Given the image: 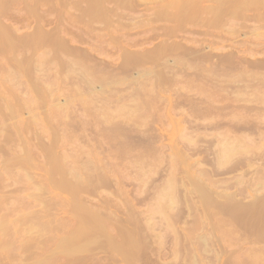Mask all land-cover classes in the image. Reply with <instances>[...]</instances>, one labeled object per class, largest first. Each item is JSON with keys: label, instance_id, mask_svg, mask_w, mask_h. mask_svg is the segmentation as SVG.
I'll return each mask as SVG.
<instances>
[{"label": "rangeland", "instance_id": "374dc122", "mask_svg": "<svg viewBox=\"0 0 264 264\" xmlns=\"http://www.w3.org/2000/svg\"><path fill=\"white\" fill-rule=\"evenodd\" d=\"M3 1H7V2L5 3ZM3 1H1L2 4L0 5V11H1L0 12V22L3 25V27L8 29L9 26L11 27V25H12L13 26L12 28L16 34V39L22 33L23 34L21 36L26 37V35L29 36L28 34H30L32 32V34L34 33L33 36L36 35L37 39H39L40 41L37 42V45L34 47L27 43L29 45L28 46L25 42L24 45L23 44L18 45V46L15 45L16 47H18V48L15 47V49L13 48V50L15 52H12L13 50H9V49H7V51L2 50V52H0V58H1L0 59V72H1V74H0V84H1L0 85V87H1L0 88V100L3 97L1 100L3 102L0 101V112H1L0 115L2 117L4 116L3 118L0 116V122H1L0 127L2 126L1 128H3V129L6 127V129L0 130V140H1L0 141L1 142L0 143V146H1L0 147V161H2V159L5 155H6L5 156L6 158H8L9 156H11V158H13L12 156L14 154L18 155V153H19L20 157L25 155L24 158L21 157L23 160L25 158L27 160H29V161L24 160L25 164L23 162V168H22L23 170L11 167L10 169H8L9 171L5 172V173H8L9 175H11L12 178L8 177L9 175L5 174L4 172H3L4 173L3 175H0L1 176L0 191L2 190V187L4 189V190H2V192H0V216H1V218L3 216V220H1V218H0V220H1L0 222L3 221L4 224L6 225V227L7 228L9 227V229L12 230L13 232L10 231L9 229L8 230L10 233L8 231H5V232H4V230H2V231L4 232V234L6 232H8L9 235L6 234V235H8V237H7L8 242L10 240V239L8 240V238H14V239L17 238V241H15L13 239L14 244L9 242L10 243L9 249L13 247V250L11 249L12 250L11 251L8 249L9 252L6 251L7 254H9L11 251V253H13L12 255H10V254L6 255V254L0 253V264H28V263L29 264H41V262H42V264H44V263L47 264L48 262H49L48 264H194V263L195 264H212V263L213 264L214 263L215 264H242V263L243 264H264V261H263L264 260L263 259L264 258V256H263L264 255V239L261 238L262 240L259 241L260 238L258 240L256 238V236L259 235L261 232L263 233L262 230H264V216L263 215L261 216V214H264V213L259 214L256 211L254 213H252L253 211H247V210L245 211L244 210L245 213L243 211V215H242V210L241 209L239 210V208H241L243 206L242 204H249V202L251 201L250 200L251 197L253 198V195H257V196L260 195L261 196V194H264V188H263V190H262V188H261V190H258V188H256V186H255L256 183H254V182H252V183H254L253 184L254 187L251 185L250 181H252V180L254 181V178H256V175H255V177H252V176H251V178L249 177L250 179L248 178V181L250 180L249 183L246 180L247 179L246 176H250V174L252 172L254 173V170L252 171V168L255 169L256 168L255 165L258 164L259 165L258 167H262V168H260V170H261L260 172L257 171L258 175L260 176V177L258 176V178H260L261 181L259 179L255 180V181H257V183L260 182V184L262 183V181H263L262 179H264L262 177V176H264L263 175L264 174V169H263L264 166H262V165H264L263 164L264 163V161H263L264 160V158H263L264 157V155H263L264 151H262V154L260 155V156H262L261 159H263V160L258 159L259 155L257 154L256 157H258L257 159L259 161L254 159V161L256 160V162H255L256 164L253 163L254 166L252 165V168H250L251 171L248 172L249 174L244 173V175H243V174H240L241 171L243 173V170H240V169H245L246 166L245 167H243L244 165L241 166L242 163L238 165L237 161L235 160L236 158H232L233 161H231V163H234V161H235V165L232 164V166H231V163H229V161H230L229 160L226 164H223V165L220 164L222 167L226 166L227 168L224 167L225 168L224 169V168L220 167V165H218L216 163L215 158L213 159V153L214 152H212V151H213V149L215 151V148H217L216 145L214 147V145L212 146V144H211V146L209 147L208 143H207V141L208 140L210 141L211 139H212L211 143L215 141V144H216V140L218 142V137H219L218 133L225 130V128L226 129L230 128V124L227 121L230 120V118L232 119L234 115L240 116V114H241V118L242 117L244 118L243 120L250 119L249 121L254 123L255 126L260 127V129L264 133V120H263L264 119V115H263L264 114L263 113L264 112V93L261 92V91L264 92V88L262 87V88H260V90H257L260 93L257 92L254 87L246 88V91L243 90V92L245 91V92H247V94H244L245 92L243 93L242 91L241 92L239 91L238 93H243V95H241L243 97V99H242L240 95L236 96L238 94L237 92L233 94L232 91H234V90L230 89V87H228V85H226V86L223 85L220 87L219 86L214 87L215 88L214 89V88H212L214 86V84L211 87L209 86V84H211V81H209L210 78H207L205 76L206 74L201 76L202 74H204V72L205 73L218 72L215 74H217L219 76V80L224 79L226 81L227 79L234 77V74H235V76H238L237 74L239 72L242 73V70H244L248 65L245 62H249L250 60L256 61L258 59L257 60L259 63L258 67L257 68L251 67L250 70L252 73H257L259 75V77L264 80V74H263L264 73V71H263L264 70V29H262V28H264V21L262 20L260 22V20H256V21L260 22V25L255 26L256 24L255 25L253 24V22L256 23L255 20L254 21L252 20L249 22V20L244 21L245 19H238L236 21V23L241 22L240 25L237 23L239 28H238V26L236 28V25H232V27L229 28L231 25L229 23H227V24L225 23V24H219L220 25L219 29H215L218 26H216L217 24L214 23L215 24L214 26H216V27L213 28L211 26V28H212L211 29L209 27L210 24H208V26H207V24H206V26L205 25L203 26V24H205V23H203L200 19L197 21L200 22V24L202 26L196 22H195V24L197 26L196 25L194 26L193 23H191L192 25L187 23V25H185V26H187V30L185 29L186 27H184V23L180 24V28H184L185 30L184 29L181 30L180 28L178 30H181V31L176 30L175 31L176 32L175 35L177 37L176 38L175 35H173V34H172L173 37H171V35L170 36L163 35V33H162L163 29H161L162 31L157 29L156 30L157 33H155V29H156L155 27H157V26L154 23H158L157 25L160 26L162 21L161 22L160 21H158V22L154 21V22L149 23V21H151V20H150V18H147V16L149 14H150V16H148V17H151V12L154 13L158 7H161L160 5L163 6L164 3L166 4V2H163V0H141L140 4L137 3V0H136V2H135V0L134 1L133 0H126L125 2H124V0H118V2L116 0V2L118 4L122 3L121 6L118 4H115V0H107V1L102 0V2L100 0V3H101L100 5H98L99 2H98V4H95V1H97V0H95V1L89 0L88 2H87V0H84V1L83 0H77V1L75 0L74 2L71 0H62V1L61 0H45V1L40 0L41 2L39 0H36V1L35 0H28V1L27 0H9V1L3 0ZM24 1H26V2H24ZM142 1H144L143 2L144 4L142 3ZM30 2H31V5H30ZM72 2H73V5H71ZM26 3H29V4H26ZM103 3L106 4V6H104ZM153 3L154 4L156 3L158 5L155 4L152 6ZM129 4H131V5H129ZM36 5H37V7H36ZM97 5L99 6L98 9L101 8L100 11L105 10V12H107V14H106L107 17H104L102 15L105 19H102L103 17L99 18L100 14L105 13L103 11H102V13H99L100 11L97 12V15L99 13L98 17L97 16L94 17L95 14L91 15L94 12L95 7ZM27 6L28 7L30 6V7L28 8ZM34 6L36 8H34ZM134 6L135 7L137 6L138 8L137 7L135 8ZM18 7H20V8H18ZM109 7H112V8H109ZM148 7L153 11L149 10ZM16 8L18 11H16ZM21 8H22V10H21ZM32 8H34V9H32ZM261 8H263V7H260L258 10H260V12H263V10ZM48 9H49V11H48ZM34 10H35V13H34ZM88 10H90L91 13ZM116 10H118V11H116ZM258 10L257 9L253 10V12L254 11L258 12ZM29 11H32L33 13L32 12L31 13L33 15ZM114 11L116 12L115 14H114ZM247 11L248 12H245L247 15L249 13H251V11H249V10H247ZM25 12H27V13H25ZM3 13H6L7 15L3 14ZM37 13L39 14V16L36 17V15H38ZM75 13H76V15H75ZM143 14H145V15H143ZM65 15L67 18L65 17ZM43 16H45V18ZM125 16H127V17H125ZM39 17H40V19H39ZM123 17H124V19H123ZM134 17H136V18H134ZM35 18H38L37 19L38 21H36ZM56 18H57V20H56ZM131 18H133V19H131ZM39 20L40 21L42 20V21L40 22ZM96 20L97 21L99 20L101 25L98 24L99 22H97ZM128 20H130V21H128ZM2 21H4V23ZM91 21H93V22H91ZM103 21H104V23L106 22L105 23L106 25L103 24ZM245 22H246V24H248L251 27H257V30H250L251 27L246 26ZM5 23H7V24H5ZM9 23H11V25ZM117 23H118V26H115V25H117ZM121 23L124 25H122ZM133 23L136 25H134ZM165 23H168V24L171 23L169 25L170 26L172 25V22H167V21L163 22L162 24H164L165 26H169L168 24H165ZM162 24H161V26H163ZM140 25L142 28L140 27ZM181 25L183 27H181ZM211 25H213V23ZM241 25H242V29H241V31H239ZM37 26H39V27H37ZM98 26H100L99 27L100 29L98 28ZM101 26H103V27H101ZM146 26L148 27V29L146 28ZM243 26H244V29H245V27L246 28L249 27V30L245 29V30H247V32H246L243 29ZM150 27H151V29L149 30ZM204 27L206 30H208V28H206V27H209L210 31L207 32L208 34H205L206 36H198V35H203ZM220 27L226 28V30L225 29L224 30L227 33L225 31L220 30L221 29ZM12 28H9L8 31L13 32ZM39 28L42 30L40 31ZM58 28L60 30H58ZM124 28L126 29L127 32L124 31L125 30ZM159 28H162V27H159ZM233 28L236 29V31H237V33L234 31L235 35L230 34L231 30H233ZM7 29H5V30L7 31ZM112 29H114V31ZM118 29H120V30H118ZM201 29L203 30L202 32H200ZM214 29H215V33H214ZM18 30H19V32H18ZM54 30H56V31L58 30V32H56ZM101 30H102V32H100ZM136 30H137V32H136ZM151 30L153 32H151ZM192 30H195L197 33L200 32V34L196 35V33L194 34V31H193V33L189 32ZM21 31H22V33H21ZM86 31L87 32L89 31V32L86 33ZM212 31H213V34L210 35L209 33ZM228 31H229L230 35L228 34ZM94 32L96 33V35ZM188 32H189V34H188ZM222 32H224V33H222ZM242 32H243V34H242ZM249 32H252V33H249ZM255 32H256V34H255ZM56 33H57L59 38L57 37ZM123 33H125V34H123ZM128 33H130V34L128 35ZM159 33H162V34H159ZM15 34L13 36H15ZM101 34H102V36H101ZM191 34H193V37L197 36V38L205 37L207 39V37H208V40H206V41L209 44H212V43H210L209 40L213 39V41H216L214 43V45H212L213 46L212 49H214V52L216 50H217V52L222 51V50H227V49H229L228 47H230V46L236 47V49H238V54L245 61H243V63H239V64L237 61H235L236 64H235V62L234 63H225L224 62L225 65L229 64L230 67L229 66L227 67V65L226 66L223 65V62L221 63V65H220V63H217L216 66H218V67H216L215 64H213V62L208 63V64L201 62V66H203V68L204 67L208 68V66L211 65V66H209L208 69L204 68L206 70H204L200 66V64H199L200 62L195 61L197 68L195 67V64L193 63L192 66H194V67H191L190 70L188 69L187 70L188 75L184 76L181 80L180 79L171 80L170 78H167V79L164 78L163 80L158 79L156 76V73H155L157 63H154V62L149 61V60H144V62L140 61L141 63L138 64L139 60L136 61V57L138 58L139 56L143 55L146 48H147V50H149V49L152 50L153 47L155 46V44H160V42H167L166 37L168 40L167 43H171L172 40H174V41L177 40V41H181L183 43H186L188 46H192L191 42L190 43L188 42V39L190 37H192ZM220 34L222 35V38H224L226 40L228 38V40L224 41V39H221ZM146 35H148V36H146ZM151 35H152V37H150ZM237 35L240 36L241 39L239 37H237ZM87 36L89 37V39L87 38ZM92 36H94V37H92ZM120 36H122L121 37L122 39L120 38ZM124 36H125V38H123ZM256 36H258V37H256ZM29 37H31V36H29ZM29 37H28V40L30 41ZM134 37H136V38H134ZM144 37H145V39H144ZM253 37L255 38V43H254ZM33 38H35V36ZM13 39H15V37ZM58 39L61 40L62 42L60 41L58 43V41H59ZM65 39H67V41ZM105 39H107V40H105ZM70 40H71V42H70ZM152 40H154V41H152ZM105 41H106V44H105ZM136 41H139V42H136ZM143 41H145V42H143ZM156 42H158V43H156ZM217 42L219 44H217ZM60 43H62V44H60ZM71 43H72V45H71ZM207 43L205 42L204 44H207ZM196 44H198V42ZM226 44L228 45V47H226L227 46ZM245 45L248 47H246ZM96 46H97V48H96ZM145 46H147V47H145ZM215 46H217V47H215ZM244 46L247 48V50H244V49H246ZM254 46L256 48H254ZM0 47H2V46H0ZM32 47L33 48L38 47V48L31 49ZM126 47H127V49H126ZM81 48H83V49H81ZM94 48H96L97 50ZM134 48H135V50H134ZM248 48H249V51H248ZM17 49H18V51H16ZM128 49L131 50L130 53H129ZM240 49H243V52H242V50L240 51ZM37 50H38V52H37ZM44 50H46V51H44ZM54 50H56L55 53H54ZM8 51L11 53H9ZM122 51H123V53H122ZM134 51H135V53H134ZM30 52H32V53H30ZM126 52H128V53H126ZM13 53H15V54L18 53V54L14 55ZM19 53H21V55ZM25 53H28V54H25ZM47 53H48V55L45 56V54H47ZM103 53H105V54H103ZM1 54H2V56H1ZM87 54H90L88 56L93 60H91L88 56L86 57ZM128 54L131 55V57H129ZM252 54H253V56H252ZM7 55L9 57L10 56L12 57V55H13V57H12L13 59L11 57L10 58L12 60L10 58H6ZM28 55H31V56H28ZM33 55L35 57H33ZM79 55H80V58H82V59L79 58ZM119 55H121V56H119ZM246 55H248V56H246ZM27 56H28V58H27ZM124 56H125L126 60L123 58ZM170 56H169V58H170ZM53 57H54V59H53ZM65 57L66 58L68 57V58L66 59ZM127 57L131 59V62H130V59H128ZM14 59H16V61ZM18 59L22 60V61H19ZM29 60H30V62H29ZM185 60H183V61H185ZM97 61L100 63V65H97V64H99V63H97ZM133 61H135V62L132 63ZM259 61H261V62H259ZM6 62H7V64H6ZM13 62H15V63H13ZM19 62H21L20 66L23 65V67H21V69H19L20 67H18V68L16 67V65H18ZM53 62H55V63H53ZM102 62L105 64V66H104V64H102ZM192 62H194V61H191L190 63H192ZM16 63H18V64H16ZM34 64L37 66V68H36V66L34 67ZM241 64H244V68ZM41 65H42V67H41ZM52 65H54V66H52ZM85 65H86V67H85ZM231 65H232V67H231ZM68 66H70V67H68ZM120 66H122V67L120 68ZM145 66H147L146 69H145ZM81 67H83V68H81ZM123 67H125V69H123ZM198 67L201 71L200 73H202L201 75L197 73L199 71ZM219 67H220V69H219ZM224 67H225V69H224ZM70 69H72L74 71H72ZM76 69L78 72L76 71ZM140 69L142 70V72H148V70H149V71H151V73H148L147 75L143 74V76H142ZM15 70H18V72H19V70H21L18 73L19 75L18 74L15 75V73H17V71L15 72ZM153 70H154V72H152ZM196 70H198V71H196ZM203 70H204V72H203ZM234 70L238 71V72L234 73ZM12 71H14V72H12ZM75 71H76V73H75ZM82 71H84L83 73H85V74H82L81 73ZM121 71H122V73H120ZM10 72H12L11 76L9 75ZM94 72H95V74H94ZM138 72L140 75L139 78L135 77V76H138V74H137ZM47 73H48V75H47ZM96 73H98V74H96ZM119 73L122 74L123 76L120 75ZM91 75H92V77H91ZM191 76H193V77H191ZM79 77H81V78H79ZM197 77H199V79H202V80L199 81V79ZM83 78H85V79L83 80ZM98 78L100 79V81ZM139 79H141V80L139 81ZM172 79H175V78H172ZM48 80H49V82H48ZM92 80L95 82H93ZM197 80H198V82H201V83H198ZM205 80L206 81L208 80L207 81L208 85L206 82H205V84L202 83ZM146 81H147V83H146ZM7 82H8V85H7ZM73 82H75L76 84ZM111 83H113V84H111ZM14 84H15V86H13ZM138 84H139V86H138ZM155 84H157V85H155ZM45 85H46V87H45ZM132 85H133V87H132ZM151 85H153V86H151ZM162 85H164V86H162ZM7 86L10 89V91L7 88ZM33 87L35 88V90ZM208 87H209V89H208ZM23 88H24V90H23ZM160 88H163V89H160ZM46 89L48 91H46ZM50 90H52L51 94H50ZM93 90H94V92H92ZM113 90H115V91H113ZM3 91H5V93ZM26 91H27V93H26ZM41 91H42V93H41ZM89 91H90V93H88ZM254 91L257 92L256 93L257 95L254 94V97H253V95H251L250 92L253 93ZM127 92H129V93H127ZM222 92H223V94H222ZM36 93H38L37 94L38 97H35ZM39 93L43 94V95L41 96ZM45 93L49 94V98H48V94L45 96ZM92 93L93 94L95 93L94 94L95 96ZM98 93H100V94H98ZM141 93L142 94L144 93L145 95L144 94L142 95ZM211 93H212V95H211ZM228 93H229V95H228ZM15 94H16V97L14 96ZM124 94H128V98ZM248 94H250L251 97H249ZM55 95H56V97H55ZM87 95L88 96L90 95L89 97H91L90 98L91 100L89 99V97ZM176 95H178V96H176ZM179 95L182 97H180ZM83 96L88 97L87 99L89 101L86 99V97L84 99ZM131 96L132 97L134 96V97L132 98ZM135 96H136V98H135ZM137 96H138V98H137ZM155 96H157V98ZM167 96H168V98H166ZM11 97H13V98H11ZM101 97H102V99H101ZM129 97H130V99H129ZM178 97H180V98H178ZM183 97L185 99L182 100ZM187 97H188V99H187ZM195 97H197V98H195ZM28 98L31 99V101H32V102H30L31 104L30 103L28 104V101H30V100H28ZM39 99L42 101H40ZM80 99H81V101H80ZM120 99H121V102H120ZM155 99H158V100H155ZM101 100L102 101L104 100L105 102L103 101V103H102ZM149 100H150V102H149ZM156 101H158L160 104ZM169 101H171V102H169ZM5 102H6V105H5ZM23 102H24V104H23ZM92 102H94V104ZM9 103L10 104L12 103V105L10 106ZM19 103H20V105H19ZM185 103H187V105ZM27 104L31 105V106L33 105L32 106L33 108L28 107ZM35 104H36V106H35ZM95 105L96 106L99 105L98 106L99 108L96 107ZM173 105H175V106L173 107ZM191 105H193L192 109H191ZM12 106H13V108H12ZM187 106H188V108H187ZM233 106L235 107V109ZM253 106H254V108H253ZM4 107H7V108H4ZM9 107H11L12 109ZM50 107H51V109H49ZM105 107L107 110L104 109ZM156 107H157V109H156ZM246 107H248V108H246ZM19 108H21V111H19L20 110ZM29 108H30V110H28ZM73 109H75V110H73ZM204 109H205V111H203ZM3 110L6 112H4ZM12 110H14V111H12ZM54 110H56V111H54ZM99 110H101V111H99ZM179 110H181V111H179ZM200 110H202V111H200ZM35 111L37 112V114ZM38 111H40V112H38ZM103 111H106V112H103ZM170 111H172V114H174L173 112H176L175 115H172ZM210 111H211V113H210ZM254 111L257 114L254 113ZM13 112H14V114H13ZM158 112H159V115L161 114L160 115L161 117L157 114ZM197 112H198V114H195ZM222 112H224V113H222ZM142 113H143V115H142ZM214 113H215V116H214ZM22 114H24V115H22ZM168 114H169V116H168ZM242 114H244V115L242 116ZM247 114L248 115L250 114V115L248 116ZM16 115H18V116L16 117ZM184 115H185V117H184ZM209 115H211L212 118ZM34 116H36V117H34ZM39 116H40V118H39ZM166 116L168 118H170V120ZM194 116H196V117H194ZM235 116H234V118L239 119L238 117H235ZM246 116L252 117V118H248ZM30 117L32 118L33 121L30 120L31 119ZM146 117L149 119V121ZM213 117H214V119H213ZM226 117H228L227 118L228 120L225 119ZM9 118H10V120H9ZM123 118H126V119H123ZM215 118H216V120H215ZM13 119H14V121H13ZM40 119H41V121H40ZM189 119H191V120H189ZM194 119H195V122L193 124ZM210 119H212V120H210ZM219 119H220V121H219ZM3 120H5L6 122ZM19 120H20V122H19ZM141 120L143 121V123ZM11 121H12V123H11ZM144 121H146V122H144ZM155 121H156V123H155ZM186 121L188 122V125H187ZM201 121H203L204 124ZM208 121H209V123L210 122H213V123L209 124ZM221 121H223V122L225 121L227 123H225V122L221 123ZM261 121H263V122H261ZM147 123L149 124V127H148ZM184 123H186V125ZM179 124H181V126ZM22 125H24V127ZM226 125H228V126H226ZM26 126H27V128H26ZM190 126H192V127H190ZM200 126H201V128H200ZM223 126L225 128H223ZM232 126H234V125H232V123H231V127ZM8 128H10L11 131ZM3 131H5L4 134H6L7 136L3 134ZM236 131L239 134L242 130L241 131L236 130ZM18 132H20V133H18ZM21 132L22 133L25 132V133L22 134ZM191 133H192V135H191ZM17 135L20 137H18ZM31 135H32V137H31ZM184 136H186V137L190 136L193 139H195V138L197 139V137L198 138L200 137V139H198L197 144H189V143L185 142L186 140L183 141L184 139H182V137H184ZM202 136H204L205 138ZM216 136H218V137H216ZM213 139H215V140H213ZM177 140L179 141L178 143H177ZM199 140H201L202 142H199ZM3 141H4V143H3ZM7 141H9V142H7ZM16 141H18V142H16ZM35 141H37V142H35ZM69 142H71V143H69ZM5 143H6V145H5ZM18 143H20L21 146H19ZM32 143L35 145H33ZM148 143L150 146L148 145ZM2 144H4V145H2ZM187 144H189L190 146H188ZM201 144L202 145L205 144L204 145L205 147L203 146L205 149V152L203 151V147H201L202 146ZM195 145H196V147H195ZM17 146H18V148H17ZM198 146H200V147H198ZM78 147H79V150H78ZM208 147L210 149H212V151L210 149H208ZM6 148H7V150H6ZM194 148H196V149H194ZM8 149H10V151L11 150H14V151H12V153L11 152L9 153ZM18 149H20V150L18 151ZM70 149H73L74 152H72V150H70ZM74 149H76L77 151H75ZM187 149H190V150H187ZM25 150H27V151H25ZM85 150H87V151L84 152ZM28 151H29V153H27ZM253 151H255V150H253ZM26 153L29 155H27ZM73 153L74 154L76 153L77 157H76V155H73ZM84 153L86 155L87 154L88 155L86 156ZM158 153L159 154L161 153V155H158ZM176 153H177V155H176ZM53 154H54V156H52ZM63 154H65L64 159H62ZM69 155L71 157H69ZM163 155H165V156H163ZM191 155L194 156L195 158L192 157ZM43 156L44 157L46 156L47 159L49 158V159L57 160V163L59 166L61 165V168L58 166L60 169L54 168L53 170H51L52 168L50 169L51 164H49L50 163L49 159L46 160V159H44ZM66 156L68 159L66 158ZM81 156H83V157H81ZM201 157H203V158H201ZM154 158L157 161L154 160ZM32 159L33 160L36 159L35 160L36 162H33ZM164 160H166V161H164ZM98 161H100V162H98ZM163 161H164V163H163ZM47 162H48V164H47ZM77 162H79V164ZM80 162H81L82 166H81ZM94 162H96V163H94ZM257 162H259V163H257ZM85 163H86V165H85ZM90 163L92 165H90ZM94 164H95V166H94ZM171 164H173L174 166ZM212 164H215V165H212ZM201 166L203 169L201 168ZM213 167H215V168H213ZM228 167H230V168L232 167L233 170H231L232 168L230 169ZM258 167H257V170H258ZM148 168L150 171L154 170V172L155 171L156 172L153 173L151 171L152 172V174H151V172L148 170ZM211 168H213V169H211ZM75 169H77V171ZM206 169L208 170V172ZM215 169H217L218 172ZM218 169H220V170H218ZM229 169H230V171H225V170H229ZM47 170H50V172ZM165 170H167V171H165ZM174 170H175V172H174ZM176 171H177V174H176ZM215 171H216L217 175H216ZM27 172L29 173L28 175H30V176H27ZM62 172L67 173V174L63 173V175H62ZM162 172H164V173H162ZM223 172H226V173L220 174ZM159 173H161L162 175ZM259 173H262L261 174L262 176ZM0 174H2V172ZM46 174H47V176H46ZM51 174H53V175H51ZM170 174H171V176H170ZM192 174H193V176H192ZM238 174H240V175H238ZM66 175H67V177H66ZM80 175H82V176H80ZM195 175L197 176V179H196ZM207 175H210V176H207ZM73 176L75 177V179ZM202 176L204 178H202ZM239 176H240V179H243L245 177V179H244L245 181L244 180L243 181H244V183L247 182L248 187H246V183L244 184L242 180L241 181L243 184L240 183V181H239V185L235 186V184H238L235 182H237L236 180L239 178ZM242 176H243V178H242ZM61 177H63V179L65 177L66 179L63 180ZM174 177L175 178L177 177V178L173 180ZM181 177H182V179H181ZM19 178H21V179H19ZM153 178H154V180H153ZM192 178L197 182L199 179L202 182L201 179L205 180V178L206 179L209 178V179H207V180H209V182L207 180L203 181L204 184H205V182H207L206 184H208V185H206V186H208L213 191L218 190V192H220L218 185H221L222 183L217 184V181L221 179L220 181L224 182V184H226L225 180L227 182L230 179L228 181V184H229L228 186H230V184L232 182L234 185L231 184V186L229 188H228V186H226V187L228 189H230V190H228V192L229 191L232 192L234 190L236 192V190L238 189V192H236V196H235L236 199L233 201L232 205H231V202H230V204H229V202H226V203L222 204V206H218V207L214 206L215 208L212 206L213 208L212 207L211 208L213 210L212 209L210 210V207L208 208V206H206L209 209V210L208 209L206 210L203 206H201L199 204V202H197L198 200L195 199L196 193L190 195L191 200L188 199L189 195L187 194L186 195L188 197L187 200H189V201H187L186 198L183 199L184 196H182V193L180 195V193L177 192L176 195L178 196V199H180L181 201L179 200V202H178L179 204L178 203L175 204L177 206L174 207V210H172V208H170L171 210L168 211L169 213L168 212L166 213L167 218H166V220H164L165 223H162V226L159 223H158L159 225L157 224L156 226H153V228L156 230H154L153 228L148 230V228L146 226V224H147L146 220L148 219V214L150 217V213L152 211V208L155 206V204L158 201L156 193L163 186L165 187L167 181L169 184L170 179H172L174 181V183H175L174 186L176 185V186L180 187L182 185V188H185V187H187V189L191 188L192 185L194 186V184H196V182L193 181ZM210 178H212V179H210ZM233 178H236V180ZM142 179H143V181H142ZM213 179H216L215 180L216 183ZM222 179L224 181H222ZM139 180H140L141 185L138 182ZM148 180H150L151 182ZM176 180L177 181L179 180V182L182 181L183 184L180 185L181 182L179 183ZM210 180H212L213 182ZM233 180H235V181H233ZM64 181L66 182L65 183L66 188H64L63 185L62 186L59 185L60 182H64ZM68 181H69V183H68ZM71 181H73V182L71 183ZM146 181H148V182H146ZM220 181H218V182L220 183ZM36 183H38V184L36 185ZM177 183H179V184L177 185ZM54 184H56V185H54ZM66 184H68V185H66ZM155 184L158 186L159 190L156 189L157 186L155 187L154 186ZM161 184L163 185L162 187H161ZM224 184H223V186H225ZM31 185H33V187ZM52 185H54L55 188ZM69 185L71 186V188H72V186H74L73 190L69 188L70 187ZM211 185H212V187H211ZM249 185H251L252 188ZM262 185H263V183H262ZM216 186L218 189L216 188ZM24 187H26V189H24ZM263 187H264V185H263ZM36 188H37V190H36ZM40 188L43 190H41ZM58 188H60V189H58ZM223 188L221 186L220 190L222 191V190L227 189V188L226 189L225 188L223 189ZM245 188L247 191L244 190ZM253 188L258 190L259 192H256V191L254 192ZM83 189H84V191H83ZM252 189H253V191H251ZM70 190H72V191H70ZM239 190H240V192L241 191H244V192L240 193ZM64 191H65V193H64ZM80 191H82V192H80ZM121 191H122V193H121ZM3 192H4V194L9 193L8 195L10 197L11 196L12 197L11 198L8 196L5 197L6 194L3 195ZM35 192H37V193H35ZM253 192L255 194H253ZM40 194H42V195H40ZM237 194L238 195L240 194L241 196L240 195L238 196ZM136 195H137V197H136ZM250 195H252V196H250ZM16 196L17 197L20 196V197L15 200L14 198H16ZM140 196H141V198H139ZM150 196H152V197H150ZM179 196H181V197H179ZM2 197H3V199H2ZM39 198H41L42 200ZM153 198L156 200H154ZM59 200L60 201L62 200L61 202L64 204L61 205V202H59ZM124 200H125V202H124ZM127 201H128V203H127ZM139 201H141V202H139ZM46 202H47V204H46ZM234 202H235V205H234ZM185 203L188 205V207ZM4 204H5V206H4ZM146 204H149V205H146ZM181 204H182V206H180ZM226 204H229V205H227L228 209L225 206ZM6 205L9 208H6ZM22 205H24V206H22ZM32 205H34V206H32ZM15 206H17V208H15ZM45 206H47V207H45ZM178 206H180V207H178ZM185 206L187 209L185 208ZM234 206H236V207H234ZM43 207H45L44 211L42 210V209H44ZM130 207H132V210H133L132 213H131L132 210ZM145 207H146V209H145ZM193 207H195L196 209L194 208L195 209L194 210ZM75 208H77V209H75ZM154 208H153V210H154ZM175 208H177V209H175ZM2 209H4V210H2ZM136 209H137V211H136ZM179 209H181V211ZM47 210H48V212H47ZM2 211H3V213H2ZM140 211L142 212L141 214L136 213V212L140 213ZM170 211H172V212L174 211L176 213L174 214V212L172 213ZM183 211H186V212L184 213ZM239 211H241V212H239ZM29 212L32 215L29 214ZM189 213H191L193 216ZM201 213H203V215H201ZM46 214L48 216H46ZM79 214H80V216H79ZM142 214H143V216H141ZM153 214H155V213L153 212ZM197 214H199V215H197ZM247 214H249V215H247ZM257 214H259V215L257 216ZM41 215H43V216H41ZM53 215H55V216H53ZM157 215H158V213L155 216L157 217ZM30 216H31V218H30ZM155 216H153V217H155ZM255 216H257V217H255ZM23 217L24 218L27 217V218H25V219H27V221L24 220ZM153 217H152L153 221L158 222V219L157 218L154 219ZM4 218L9 223L11 221L10 224H11L12 228L14 227V229L10 228L11 227L10 224H8L9 226H7V224H6L7 222L4 220ZM19 218H20V220H19ZM42 218L44 220L45 219L46 220L44 221ZM34 219H36V220H34ZM49 219H51V220H49ZM169 219H171V220H169ZM202 219H203V221H202ZM86 220L90 221L91 222L90 224H92V222H93V224L95 223V225H92L93 227L92 226L90 227V225L87 226L89 224V222L87 221L88 223L86 224V222H85ZM41 221H42V223H41ZM172 221H174L175 223ZM43 222H44V224H43ZM22 223L24 225L27 223V224H29V226L27 224H26V226H23ZM172 223H174V225ZM217 223H219V224H217ZM13 224H14V226H13ZM81 224H82V227H83V225L85 226L86 234H85V232H83L85 235L84 234L80 235V234L76 233L78 231V228L81 226ZM207 224L209 226H207ZM30 225L32 226L33 229L30 228L31 227ZM35 225L39 229L34 227ZM15 226L18 227V230H17V227L15 228ZM20 226L23 228H21ZM43 226H44V228H43ZM48 226H50V227H48ZM164 226L169 227V229L168 228L166 229V227H164ZM170 226L171 227L174 226V227L171 228ZM203 226H205V227H203ZM52 227H54L53 228L54 230H55V228L57 230L53 231ZM19 228H21V230ZM42 228H43V230H42ZM28 229H30L31 232ZM170 229L172 230V232L170 231ZM32 230H34V231H32ZM36 230L37 231L39 230L38 231L39 233H36L35 232ZM151 231L152 232L154 231V233H152ZM1 233H0V235L2 236ZM31 233H32V235H31ZM54 233H55V237H54ZM65 233H66V235H65ZM174 233L176 234L175 236H174ZM70 234H71V237L77 235V236H75L77 238V243H78V241H80L79 244L81 245V247L84 248V249L80 248V250L79 249L76 250L77 253H79V254L72 251V256L71 255L69 256V254H71V253H68L67 251L65 252V251L61 250V248H60V251H58L59 250L58 244L61 246V243H62L61 240L62 241L65 240L66 237H67L66 239H69L68 237H70ZM6 235H4L3 237L5 238ZM12 235L14 237H12ZM30 235H31V237H30ZM34 235H36V237ZM78 235H79V237H78ZM147 235H148V237H147ZM109 236L111 239L109 238ZM202 236L205 237L206 241H207L206 242L207 247H205L204 251H203L204 247L202 248V243H200L201 242L200 238H202ZM235 236H237V237H235ZM3 237L0 238V241L2 240ZM24 237H27V238H24ZM74 238H73V240L76 242V240H75L76 238L75 239ZM83 238H85V239H83ZM158 238H159V240H158ZM234 238H236V240ZM27 239H32V241L30 240L32 243ZM13 240L11 239L10 241L12 242ZM23 240H24V243H23V245H21ZM25 240H27V242L29 241L28 243L30 245L28 243H25ZM211 240L213 243L218 242V245H216V243H215L216 246H214V244L211 242ZM221 240H223V241H221ZM244 240H245V242H244ZM2 241L0 242V245H2ZM86 241L87 242L89 241V242L86 243ZM124 241H125V243H124ZM127 242H128V244H127ZM83 243L86 244L87 247ZM113 243L115 245H117L116 246L117 248L119 247L117 249V251H116V249H114ZM172 244H173V246H172ZM219 244H220V246H219ZM235 244H236V246H235ZM111 245H113V246H111ZM208 246H209V248H208ZM142 247H144V248H142ZM146 247H147V249H146ZM182 247H184V249ZM186 247H187V249H185ZM213 247L215 248V250L216 249H219V250L222 249V250L220 252L218 251L217 253H219V254L217 255L216 251L213 250L214 249ZM246 247H248V250H246L247 249ZM258 247H259V249H258ZM24 248H26V250ZM207 248H208V250H207ZM33 249L35 252L33 251ZM91 250H93V251H91ZM141 250H142V252H140ZM158 250H160V251H158ZM195 250H197V251H195ZM243 250H245V252ZM22 251H24V252H22ZM61 251H63V253L65 252L67 257L65 256V254H63V253L61 254ZM114 251H116L117 253ZM222 251L224 253H226L227 255L222 253ZM203 252H205V253H203ZM235 252H236V254H235ZM246 252H247V255H246ZM27 253H28V255H27ZM49 253H50V255H49ZM73 253H75V254H73ZM80 253H81V255H80ZM193 253H195V254L193 255ZM131 254H133V256ZM234 254L236 257L233 256ZM243 254H244V256H243ZM3 255H5V256H3ZM119 255H120V257H119ZM199 255H201V256L203 255V256L201 257ZM16 257H18V258H16ZM22 257H23V260H21ZM27 257H29V258H27ZM210 257H212V258H210ZM68 258L70 261L68 260ZM200 258H202L203 260ZM232 258H233V260H232ZM234 258H235V260H234ZM239 258H241V259H239ZM52 259H54V260H52ZM191 259H192V261H194V263L193 262L191 263ZM226 259H227V261H226ZM49 260H52V261H49ZM187 260H189V261H187ZM195 261H197V262H195ZM249 261L251 263H249Z\"/></svg>", "mask_w": 264, "mask_h": 264}, {"label": "bare ground", "instance_id": "6f19581e", "mask_svg": "<svg viewBox=\"0 0 264 264\" xmlns=\"http://www.w3.org/2000/svg\"><path fill=\"white\" fill-rule=\"evenodd\" d=\"M1 1H3V0H0V5L2 4L1 3ZM9 1V0H8ZM28 1V0H27ZM36 1V0H35ZM40 1V0H39ZM43 1V0H42ZM45 1V0H44ZM62 1V0H61ZM71 1H75V0H71ZM77 1V0H76ZM84 1V0H83ZM89 0H87V2H88ZM91 1V0H90ZM95 1V0H94ZM107 1V0H106ZM126 0H124V2H125ZM134 1V0H133ZM3 2H7V1H3ZM20 2V1H19ZM24 2H26V1H24ZM23 2V3H24ZM41 2V1H40ZM70 2V1H69ZM73 2L71 3V5H73ZM86 2V3H87ZM98 2H99V4H98ZM101 2H102V0H101ZM117 2H118V0H117ZM116 2V0H115V4H118ZM120 2V1H119ZM132 2V1H131ZM135 2H136V0H135ZM140 2H141V0L139 1V0H137V3L138 4H140ZM144 1H142V3H143ZM160 2V1H159ZM158 2V3H159ZM163 2H166V4L164 5L163 4V6L162 5H160L161 7H158L156 10H155V12L153 13V12H151V17H148V16H150V14L147 16V18H150V20L151 21H149V23H151V22H154V21H156V22H158V21H162V23L163 22H172V25L170 26L169 24H171V23H165V24H168L169 26H165L164 24H162L163 26H161V24H160V26L159 25H157L158 23H154V24H156V26L157 27H155L156 29H155V33H157V29H159V30H161V29H163V35H168V36H170L171 35V37H173V35H175L176 34V30H178L179 28H180V24H183L184 23V27H186L185 29L187 30V26H185V25H187V23L188 24H190V25H192L191 23H193V25L195 26L196 24H195V22L196 23H198V24H200V22H198L197 20H200L201 19V21L203 22V23H205V24H203V26L205 25L206 26V24H207V26H208V24H210L209 25V27L211 28V26L213 27V28H215L216 26H218V27H216L215 29H219V24H227V23H229L231 26L229 27V28H231L232 27V25H236V28H237V23H236V21L238 20V19H245L244 21H248L249 20V22L250 21H254L255 20V22L256 23H254L253 22V24L255 25V26H257V25H260V22L263 20L264 21V0H163ZM90 3V2H89ZM88 3V4H89ZM107 3V2H106ZM130 3V2H129ZM149 3V2H148ZM10 4V3H9ZM26 4H29V3H26ZM25 4V5H26ZM39 4V3H38ZM95 4H98V5H100L101 3H100V0H97V1H95ZM104 4V3H103ZM110 4V3H109ZM122 4V3H121ZM121 4L119 3L118 5H120L121 6ZM144 4V3H143ZM156 4V3H155ZM154 3L152 4V6L153 5H155ZM160 4V3H159ZM11 5V4H10ZM30 5H31V2H30ZM94 6L95 7V10H94V12L91 14V15H94V17L95 16H97L98 17V15H99V13H102V11L103 12H105V10H102V11H100V9H98L99 8V6ZM111 5V4H110ZM117 5V6H118ZM129 5H131V4H129ZM156 5H158V4H156ZM104 6H106V4H104ZM115 6V5H114ZM113 6V7H114ZM133 6V5H132ZM2 7V6H1ZM26 7V6H25ZM28 7V6H27ZM30 7V6H29ZM28 7V8H29ZM36 7H37V5H36ZM35 6H34V8H36ZM40 7V6H39ZM91 7V6H90ZM119 7V6H118ZM127 7V6H126ZM135 7V6H134ZM137 7V6H136ZM135 7V8H136ZM260 7H263V8H261L262 10H263V12H260V10H258ZM18 8H20V7H18ZM23 8V7H22ZM22 8H21V10H22ZM34 8H32V9H34ZM52 8V7H51ZM72 8V7H71ZM106 8V7H105ZM109 8H112V7H109ZM115 8V7H114ZM123 8V7H122ZM138 8V7H137ZM149 8V7H148ZM161 8V9H160ZM24 9V8H23ZM38 9V8H37ZM81 9V8H80ZM108 9V8H107ZM118 9V8H117ZM258 10V12L257 11H254L253 12V10ZM3 10V9H2ZM45 10V9H44ZM124 10V9H123ZM135 10V9H134ZM146 10V9H145ZM149 10H151L150 8H149ZM247 10H249V11H251V13H249L248 15L245 13V12H248ZM8 11V10H7ZM16 11H18L17 10V8H16ZM28 11V10H27ZM38 11V10H37ZM36 11V12H37ZM48 11H49V9H48ZM88 11H90V10H88ZM100 11V12H99ZM109 11V10H108ZM116 11H118V10H116ZM151 11H153V10H151ZM1 12V11H0ZM10 12V11H9ZM30 13L32 12V11H29ZM97 12H99L98 13V15H97ZM121 12V11H120ZM139 12V11H138ZM253 12V13H252ZM25 13H27V12H25ZM29 13V14H30ZM33 13V12H32ZM31 13V14H32ZM34 13H35V10H34ZM45 13V12H44ZM69 13V12H68ZM87 13V12H86ZM90 13H91V11H90ZM116 12L114 11V14H115ZM3 14H6V13H3ZM11 14V13H10ZM23 14V13H22ZM21 14V15H22ZM38 14V13H37ZM85 14V13H84ZM107 12H105L104 14H100L99 15V18H102L103 16L104 17H107ZM123 14V13H122ZM251 14V15H250ZM7 15V14H6ZM12 15V14H11ZM19 15V14H18ZM20 15V16H21ZM24 15V14H23ZM22 15V16H23ZM33 15V14H32ZM46 15V14H45ZM75 15H76V13H75ZM74 15V16H75ZM103 15V16H102ZM143 15H145V14H143ZM142 15V16H143ZM35 16V15H34ZM37 16H39V14L38 15H36V17ZM61 16V15H60ZM133 16V15H132ZM44 18H45V16H43ZM63 17V16H62ZM61 17V18H62ZM65 17H66V15H65ZM69 17V16H68ZM102 18V19H105V18ZM125 17H127V16H125ZM129 17V16H128ZM11 18V17H10ZM16 18V17H15ZM67 18V17H66ZM77 18V17H76ZM134 18H136V17H134ZM145 18V17H144ZM2 19V18H1ZM36 19V21H38L37 19L38 18H35ZM39 19H40V17H39ZM123 19H124V17H123ZM131 19H133V18H131ZM146 19V18H145ZM144 19V20H145ZM17 20V19H16ZM46 20V19H45ZM56 20H57V18H56ZM77 20V19H76ZM82 20V19H81ZM120 20V19H119ZM147 20V19H146ZM149 20V19H148ZM256 20H260V22L259 21H256ZM35 21V22H36ZM40 21V20H39ZM42 21V20H41ZM40 21V22H41ZM88 21V20H87ZM97 21V20H96ZM128 21H130V20H128ZM135 21V20H134ZM3 23H4V21H2ZM18 22V21H17ZM39 22V23H40ZM45 22V21H44ZM69 22V21H68ZM91 22H93V21H91ZM97 22H99V20L97 21ZM108 22V21H107ZM117 22V21H116ZM119 22V21H118ZM127 22V21H126ZM125 22V23H126ZM140 22V21H139ZM138 22V23H139ZM248 22V23H249ZM90 23V22H89ZM106 23V22H105ZM104 23V21H103V24L104 25H106ZM114 23V22H113ZM129 23V22H128ZM174 23V24H173ZM213 23V25H211ZM217 24L216 26H214L215 24ZM241 23V22H240ZM240 23H238L239 25H240ZM258 23V24H257ZM0 24H1V22H0ZM5 24H7V23H5ZM10 25H11V23H9ZM98 24H100V22L98 23ZM102 24V25H103ZM115 24V23H114ZM122 24V23H121ZM120 24V25H121ZM134 24V23H133ZM144 24V23H143ZM148 24V23H147ZM245 24H246V22H245ZM251 24V23H250ZM2 25V24H1ZM0 25V46H2V47H0L1 49V51L0 52H2V50L4 51V50H6L7 51V49H9V50H13V48L15 49V45H21V44H23L24 45V43L26 42V44L28 43V44H30V45H32L33 47L34 46H36L37 45V42H39L40 40L39 39H37V37H36V35H34L35 36V38H33L34 36H33V34H32V32L30 33V34H28L29 36H31V37H29V36H27L26 35V37H24V36H21L23 33H22V31H21V37L19 36V37H17V39H16V34H15V32H14V30H13V26L11 25V27L9 26V28H12V30H13V32L11 33V32H9L8 31V29L7 28H4L3 27V25L1 26ZM58 25V24H57ZM90 25V24H89ZM92 25V24H91ZM101 25V24H100ZM108 25V24H107ZM122 25H124V24H122ZM134 25H136V24H134ZM150 25V24H149ZM174 25V26H173ZM201 25V24H200ZM40 26V25H39ZM39 26H37V27H39ZM115 26H118V23H117V25H115ZM130 26V25H129ZM162 27V28H159V27ZM165 26V27H164ZM179 26V27H178ZM197 26V25H196ZM202 26V25H201ZM246 26H249L248 24H246ZM42 27V26H41ZM58 27V26H57ZM97 27V26H96ZM100 26H98V28H99ZM101 27H103V26H101ZM106 27V26H105ZM132 27V26H131ZM130 27V28H131ZM137 27V26H136ZM140 27H141V25H140ZM178 27V28H177ZM181 27H183L182 25H181ZM209 27H206V28H208V30H206L205 29V27H204V31L201 29L200 30V32H202L203 31V35H198V34H200V32H196L195 30H192V31H189V32H192L193 33V31H194V34L196 33V35H198V36H206L205 34H208L207 32H209L210 30H209ZM249 27H251V26H249ZM249 27L248 28H246L245 27V29H247V30H249ZM97 28V29H98ZM127 28V27H126ZM133 28V27H132ZM142 28V27H141ZM146 28L148 29V27L146 26ZM145 28V29H146ZM153 28V27H152ZM177 28V29H176ZM189 28V27H188ZM221 28V27H220ZM238 28H239V26H238ZM5 29H7V31L5 30ZM40 29V28H39ZM87 29V28H86ZM100 29V28H99ZM103 29V28H102ZM125 29V28H124ZM134 29V28H133ZM151 29V27L149 28V30ZM154 29V28H153ZM152 29V30H153ZM181 30L182 29H184V28H180ZM184 29V30H185ZM195 29V28H194ZM200 29V28H199ZM212 29V28H211ZM215 29H214V33H215ZM226 30V28H221L220 30H222V31H225ZM228 29V28H227ZM241 29H242V25L240 26V30L239 31H241ZM243 29H244V26H243ZM244 29V30H245ZM262 29H264V28H262ZM20 30V29H19ZM19 30H18V32H19ZM42 29H40V31H41ZM58 30H60L59 28H58ZM58 30L56 31V30H54V31H56V32H58ZM107 30V29H106ZM113 31H114V29H112ZM118 30H120V29H118ZM140 30V29H139ZM148 30V31H149ZM151 30V32H153ZM181 30H178V31H181ZM190 30V29H189ZM247 30H245L246 32H247ZM250 30H257V27H251L250 28ZM124 31H126V29L124 30ZM162 31V30H161ZM199 31V30H198ZM206 31V32H205ZM237 33V31H236V29H234L233 28V30H231V33L230 34H233V35H235L234 33L235 32ZM259 31V30H258ZM34 32V31H33ZM43 32V31H42ZM41 32V33H42ZM49 32V31H48ZM47 32V33H48ZM89 32V31H88ZM87 31H86V33H88ZM100 32H102V30L100 31ZM106 32V31H105ZM127 32V31H126ZM125 32V33H126ZM135 32V31H134ZM136 32H137V30H136ZM175 32V33H174ZM189 32H188V34H189ZM205 32V33H204ZM226 32V31H225ZM257 32V31H256ZM256 32H255V34H256ZM10 33V34H9ZM15 34V36H13L14 34ZM95 33V32H94ZM93 33V34H94ZM107 33V32H106ZM125 33H123V34H125ZM131 33V32H130ZM130 33H128V35L130 34ZM162 33H159V34H162ZM182 33V32H181ZM185 33V32H184ZM219 33V32H218ZM217 33V34H218ZM222 33H224V32H222ZM227 33V32H226ZM249 33H252V32H249ZM12 34V35H11ZM43 34V33H42ZM55 34V33H54ZM105 34V33H104ZM117 34V33H116ZM146 34V33H145ZM154 34V33H153ZM152 34V35H153ZM173 34V35H172ZM180 34V33H179ZM202 34V33H201ZM210 35L211 34H213V31L212 32H210L209 33ZM228 34H229V31H228ZM229 34V35H230ZM239 34V33H238ZM242 34H243V32H242ZM254 34V35H255ZM48 35V34H47ZM56 35H57V33H56ZM95 35H96V33H95ZM111 35V34H110ZM109 35V36H110ZM127 35V36H128ZM136 35V34H135ZM142 35V34H141ZM152 35L150 36V37H152ZM182 35V34H181ZM192 35V37H188L189 39H188V42L190 43L191 42V45L192 46H188L186 43H183V42H181V41H177V40H172L171 41V43H167L168 42V40H167V37H166V41L167 42H160V44H155V46L153 47V49L152 50H147V48H146V50L144 51V54L143 55H141V56H139L138 58L136 57V61H138V64L139 63H141L142 61L144 62V60H149V61H152V62H154V63H157V66H156V76H157V78L158 79H161V80H163L164 78H170L171 80H176V79H182L184 76H186V75H188V69L190 70V68L191 67H194V66H192V64L194 63H196V62H200L199 64H200V66H201V62H203V63H205V64H208V63H211V62H213V64H215V66H216V64L217 63H220V65H221V63L223 62V65H225V63H234L235 61H237L238 62V64L239 63H243V61H245L239 54H238V49H236V47H231L230 45V47H228V45L226 46V47H228L229 49H227V50H222V51H219V52H217V50L214 52V49H212L213 48V46L212 45H214V43L216 42V41H213V39L212 40H209L210 41V43H212V44H209V43H207V41L206 40H208V37H207V39L205 38V37H200V38H197V36H194L193 37V34H191ZM224 35V34H223ZM227 35V34H226ZM232 35V36H233ZM79 36V35H78ZM89 36V35H88ZM87 36V38L89 39V37ZM98 36V35H97ZM101 36H102V34H101ZM119 36V35H118ZM133 36V35H132ZM144 36V35H143ZM146 36H148V35H146ZM243 36V35H242ZM251 36V35H250ZM15 37V39H13ZM28 37L30 38V41L28 40ZM55 37V36H54ZM57 37H58V35H57ZM56 37V38H57ZM81 37V36H80ZM84 37V36H83ZM92 37H94V36H92ZM99 37V36H98ZM114 37V36H113ZM122 36H120V38H121ZM175 37H176V35H175ZM220 37H221V39H224V38H222V35L220 34ZM230 37V36H229ZM237 37H239L240 38V36H238L237 35ZM255 37V36H254ZM253 37V38H254ZM256 37H258V36H256ZM40 38V37H39ZM59 38V37H58ZM66 38V37H65ZM104 38V37H103ZM123 38H125V36L123 37ZM134 38H136V37H134ZM148 38V37H147ZM177 38V37H176ZM227 38V37H226ZM235 38V37H234ZM20 39V40H19ZM41 39V38H40ZM61 39V38H60ZM80 39V38H79ZM92 39V38H91ZM99 39V38H98ZM122 39V38H121ZM132 39V38H131ZM144 39H145V37H144ZM155 39V38H154ZM172 39V38H171ZM174 39V38H173ZM215 39V38H214ZM232 39V38H231ZM241 39V38H240ZM251 39V38H250ZM18 40V41H17ZM59 40V39H58ZM66 41H67V39H65ZM105 40H107V39H105ZM109 40V39H108ZM139 40V39H138ZM226 39H224V41H225ZM227 40H228V38H227ZM226 40V41H227ZM257 40V39H256ZM61 40H59L58 41V43L60 42ZM64 41V40H63ZM93 41V40H92ZM111 41V40H110ZM117 41V40H116ZM150 41V40H149ZM148 41V42H149ZM152 41H154V40H152ZM213 41V42H212ZM223 41V40H222ZM30 42V43H29ZM62 42V41H61ZM65 42V41H64ZM70 42H71V40H70ZM100 42V41H99ZM133 42V41H132ZM131 42V43H132ZM136 42H139V41H136ZM143 42H145V41H143ZM198 42V44H196ZM207 43V44H204V43ZM237 42V41H236ZM250 42V41H249ZM258 42V41H257ZM103 43V42H102ZM156 43H158V42H156ZM163 43V44H162ZM193 43V44H192ZM222 43V42H221ZM239 43V42H238ZM242 43V42H241ZM254 43H255V38H254ZM27 44V45H28ZM60 44H62V43H60ZM66 44V43H65ZM97 44V43H96ZM100 44V43H99ZM105 44H106V41H105ZM142 44V43H141ZM217 44H219L218 42H217ZM253 44V43H252ZM251 44V45H252ZM258 44V43H257ZM22 45V46H23ZM42 45V44H41ZM40 45V46H41ZM71 45H72V43H71ZM98 45V44H97ZM133 45V44H132ZM29 46V45H28ZM131 46V45H130ZM153 46V45H152ZM246 46V45H245ZM244 46V47H245ZM256 46V45H255ZM254 46V48H256ZM261 46V45H260ZM31 48V49H35V48H38V47H35V48ZM119 47V46H118ZM145 47H147V46H145ZM215 47H217V46H215ZM246 47H248V46H246ZM245 47V48H246ZM3 48V49H2ZM16 48H18V47H16ZM42 48V47H41ZM40 48V49H41ZM73 48V47H72ZM96 48H97V46H96ZM96 48H94V49H96ZM105 48V47H104ZM129 48V47H128ZM150 48V47H149ZM262 48V47H261ZM21 49V48H20ZM46 49V48H45ZM52 49V48H51ZM75 49V48H74ZM81 49H83V48H81ZM120 49V48H119ZM126 49H127V47H126ZM216 49V48H215ZM65 50V49H64ZM68 50V49H67ZM72 50V49H71ZM97 50V49H96ZM122 50V49H121ZM125 50V49H124ZM129 50V49H128ZM127 50V51H128ZM133 50V49H132ZM134 50H135V48H134ZM242 50V52H243V49H240V51ZM244 50H247V48L246 49H244ZM260 50V49H259ZM263 50V49H262ZM5 51V52H6ZM16 51H18V49L16 50ZM44 51H46V50H44ZM55 51L56 50H54V53H55ZM148 53H147V52ZM248 51H249V48H248ZM257 51V50H256ZM9 52V51H8ZM12 52H15L14 50L12 51ZM29 52V51H28ZM37 52H38V50H37ZM36 52V53H37ZM131 52V50H129V53ZM142 52V51H141ZM146 52V53H145ZM247 52V51H246ZM7 53V52H6ZM9 53H11V52H9ZM30 53H32V52H30ZM34 53V52H33ZM43 53V52H42ZM89 53V52H88ZM121 53V52H120ZM119 53V54H120ZM122 53H123V51H122ZM126 53H128V52H126ZM134 53H135V51H134ZM252 53V52H251ZM258 53V52H257ZM14 55H17V54H15V53H13ZM20 55H21V53H19ZM25 54H28V53H25ZM50 54V53H49ZM52 54V53H51ZM103 54H105V53H103ZM132 54V53H131ZM137 54V53H136ZM250 54V53H249ZM46 55H48V53L47 54H45V56ZM55 55V54H54ZM88 55H90V54H87L86 55V57L88 56ZM129 55V54H128ZM127 55V56H128ZM139 55V54H138ZM171 55V56H170ZM1 56H2V54H1ZM8 56V55H7ZM6 56V58H10L9 56L7 57ZM28 56H31V55H28ZM28 56H27V58H28ZM93 56V55H92ZM109 56V55H108ZM119 56H121V55H119ZM123 56V55H122ZM134 56V55H133ZM169 56H170V58H169ZM246 56H248V55H246ZM245 56V57H246ZM250 56V55H249ZM252 56H253V54H252ZM251 56V57H252ZM12 57H13V55H12ZM11 57V58H12ZM21 57V56H20ZM33 57H35L34 55H33ZM51 57V56H50ZM49 57V58H50ZM55 57V56H54ZM54 57H53V59H54ZM89 57V56H88ZM129 57H131V55H129ZM255 57V56H254ZM5 58V59H6ZM10 58V59H11ZM17 58V57H16ZM45 58V57H44ZM56 58V57H55ZM66 58V57H65ZM68 58V57H67ZM66 58V59H67ZM79 58H80V55H79ZM85 58V57H84ZM90 58V57H89ZM96 58V57H95ZM110 58V57H109ZM124 59H125V56L123 57ZM128 58V57H127ZM140 58V59H139ZM248 58V57H247ZM1 59V58H0ZM4 59V60H5ZM13 59V58H12ZM11 59V60H12ZM48 59V58H47ZM46 59V60H47ZM80 59H82V58H80ZM91 59V58H90ZM128 59H130V58H128ZM127 59V60H128ZM133 59V58H132ZM135 59V58H134ZM186 59V60H185ZM246 59V58H245ZM3 60V61H4ZM15 61H16V59H14ZM19 60V59H18ZM77 60V59H76ZM91 60H93V59H91ZM126 60V59H125ZM183 60H185V61H183ZM249 60V59H248ZM258 60V59H257ZM255 61V60H250L249 62H245V63H247L248 65H247V67L244 69V70H242V73H236L238 76H235V74H234V77H231V78H229V79H227L226 81L223 79V80H219V76L217 75V74H215V73H218V72H208V73H205L204 72V70H206V69H204V68H207V67H204L203 68V66H201L204 70H203V72H204V74H202V73H200L201 71H200V69H199V67H198V69H199V71L198 70H196V71H198L197 73L198 74H202L201 76H203V75H205L207 78H210V80L209 81H211V84H209V86L211 87V86H213V84H214V86L212 87V88H214V87H220V86H226V85H228V87H230V89H232V90H234V91H232L233 92V94L234 93H238L239 91L241 92H243V90H245L246 91V88H249V87H254L255 88V90L257 91V90H260V88H264V80L262 79V78H260L259 77V75L257 74V73H252L251 72V70H250V68L251 67H258V65H259V63H258V61ZM19 61H22V60H19ZM120 61V60H119ZM141 61V62H140ZM189 61V62H188ZM191 61H194V62H192V63H190ZM196 61V62H195ZM252 61V62H251ZM254 61V62H253ZM29 62H30V60H29ZM48 62V61H47ZM74 62V61H73ZM104 62V61H103ZM102 62V64H104ZM130 62H131V59H130ZM135 61H133L132 63H134ZM225 62V63H224ZM259 62H261V61H259ZM13 63H15V62H13ZM20 63L21 62H19V64L18 63H16V64H18V65H16V67L18 68V67H20L19 69H21V67H23V65L22 66H20ZM32 63V62H31ZM53 63H55V62H53ZM77 63V62H76ZM97 63H99L98 61H97ZM121 63V62H120ZM6 64H7V62H6ZM72 64V63H71ZM117 64V63H116ZM136 64V63H135ZM134 64V65H135ZM148 64V63H147ZM198 64V63H197ZM235 64H236V62H235ZM63 65V64H62ZM68 65V64H67ZM74 65V64H73ZM72 65V66H73ZM97 65H100V63L99 64H97ZM107 65V64H106ZM130 65V64H129ZM227 65V64H226ZM225 65V66H226ZM234 65V64H233ZM242 66H243V68H244V64H241ZM36 65L34 64V67H35ZM46 66V65H45ZM52 66H54V65H52ZM77 66V65H76ZM104 66H105V64H104ZM126 66V65H125ZM197 65L195 64V67H196ZM209 66H211V65H209ZM209 66H208V68H209ZM230 67V65L228 64L227 65V67ZM239 66V65H238ZM241 66V67H242ZM41 67H42V65H41ZM68 67H70V66H68ZM67 67V68H68ZM84 67V66H83ZM83 67H81V68H83ZM85 67H86V65H85ZM97 67V66H96ZM108 67V66H107ZM122 66H120V68H121ZM146 67L147 66H145V69H146ZM216 67H218V66H216ZM231 67H232V65H231ZM36 68H37V66H36ZM73 68V67H72ZM137 68V67H136ZM141 68V67H140ZM197 68V67H196ZM195 68V69H196ZM201 68V69H202ZM207 68V69H208ZM32 69V68H31ZM56 69V68H55ZM74 69V68H73ZM85 69V68H84ZM123 69H125V67H123ZM149 69V68H148ZM219 69H220V67H219ZM224 69H225V67H224ZM230 69V68H229ZM242 69V68H241ZM259 69V68H258ZM3 70V69H2ZM70 70H72V69H70ZM83 70V69H82ZM97 70V69H96ZM141 70V69H140ZM139 70V71H140ZM212 70V69H211ZM233 70V69H232ZM257 70V69H256ZM17 71V73H15V75L16 74H18L21 70H19V72H18V70H15V72ZM68 71V70H67ZM72 71H74V70H72ZM76 71H77V69H76ZM76 71H75V73H76ZM86 71V70H85ZM108 71V70H107ZM125 71V70H124ZM128 71V70H127ZM130 71V70H129ZM138 71V70H137ZM146 71V70H145ZM221 71V70H220ZM264 71V70H263ZM12 72H14V71H12ZM12 72H10L9 73V75L11 76V73ZM70 72V71H69ZM78 72V71H77ZM84 71H82L81 73L82 74H85V73H83ZM152 72H154V70L152 71ZM193 72V71H192ZM231 72V71H230ZM235 72H238V71H235L234 70V73ZM120 73H122V71L120 72ZM119 73V74H120ZM148 73H151V71H149L148 70V72H142V70H141V74H142V76H143V74H145V75H147ZM252 73V74H251ZM0 74H1V72H0ZM78 74V73H77ZM89 74V73H88ZM94 74H95V72H94ZM96 74H98V73H96ZM107 74V73H106ZM115 74V73H114ZM138 74V76H135V77H138L139 78V72L137 73ZM214 74V75H213ZM264 74V73H263ZM19 75V74H18ZM47 75H48V73H47ZM76 75V74H75ZM80 75V74H79ZM105 75V74H104ZM120 75H122V74H120ZM130 75V74H129ZM213 75V76H212ZM6 76V75H5ZM73 76V75H72ZM81 76V75H80ZM95 76V75H94ZM93 76V77H94ZM98 76V75H97ZM100 76V75H99ZM107 76V75H106ZM123 76V75H122ZM241 78H240V77ZM15 77V76H14ZM46 77V76H45ZM78 77V76H77ZM76 77V78H77ZM87 77V76H86ZM90 77V76H89ZM91 77H92V75H91ZM90 77V78H91ZM108 77V76H107ZM106 77V78H107ZM112 77V76H111ZM114 77V76H113ZM146 77V76H145ZM191 77H193V76H191ZM238 77V78H237ZM10 78V77H9ZM67 78V77H66ZM75 78V79H76ZM79 78H81V77H79ZM95 78V77H94ZM172 78H175V79H172ZM198 79H199V77H197ZM236 78V79H235ZM14 79V78H13ZM85 78H83V80H84ZM99 79V78H98ZM35 80V79H34ZM109 80V79H108ZM113 80V79H112ZM117 80V79H116ZM141 79H139V81H140ZM151 80V79H150ZM160 80V81H161ZM195 80V79H194ZM202 79H199V81H201ZM93 81V80H92ZM99 81H100V79H99ZM208 81V80H207ZM207 81L205 80L204 82H202V83H204L205 84V82L207 83ZM48 82H49V80H48ZM78 82V81H77ZM84 82V81H83ZM89 82V81H88ZM93 82H95V81H93ZM113 82V81H112ZM131 82V81H130ZM134 82V81H133ZM196 82V81H195ZM197 82H198V80H197ZM51 83V82H50ZM73 83H75V82H73ZM80 83V82H79ZM116 83V82H115ZM144 83V82H143ZM146 83H147V81H146ZM150 83V82H149ZM166 83V82H165ZM198 83H201V82H198ZM4 84V83H3ZM76 84V83H75ZM111 84H113V83H111ZM110 84V85H111ZM128 84V83H127ZM151 84V83H150ZM1 85V84H0ZM7 85H8V82H7ZM44 85V84H43ZM79 85V84H78ZM77 85V86H78ZM81 85V84H80ZM118 85V84H117ZM155 85H157V84H155ZM160 85V84H159ZM200 85V84H199ZM202 85V84H201ZM207 85H208V83H207ZM217 85V86H216ZM4 86V85H3ZM13 86H15V84L13 85ZM113 86V85H112ZM126 86V85H125ZM124 86V87H125ZM129 86V85H128ZM135 86V85H134ZM138 86H139V84H138ZM151 86H153V85H151ZM162 86H164V85H162ZM35 87V86H34ZM33 87V88H34ZM45 87H46V85H45ZM48 87V86H47ZM102 87V86H101ZM132 87H133V85H132ZM158 87V86H157ZM199 87V86H198ZM227 87V88H228ZM1 88V87H0ZM7 88H8V86H7ZM30 88V87H29ZM28 88V89H29ZM36 88V87H35ZM35 88H34V90H35ZM79 88V87H78ZM129 88V87H128ZM147 88V87H146ZM145 88V89H146ZM159 88V87H158ZM170 88V87H169ZM211 88V89H212ZM253 88V89H254ZM9 89V88H8ZM51 89V88H50ZM120 89V88H119ZM124 89V88H123ZM126 89V88H125ZM135 89V88H134ZM144 89V90H145ZM148 89V88H147ZM160 89H163V88H160ZM204 89V88H203ZM208 89H209V87H208ZM207 89V90H208ZM215 89V88H214ZM251 89V88H250ZM23 90H24V88H23ZM40 90V89H39ZM103 90V89H102ZM101 90V91H102ZM106 90V89H105ZM129 90V89H128ZM139 90V89H138ZM149 90V89H148ZM206 90V89H205ZM252 90V89H251ZM8 91V90H7ZM9 91H10V89H9ZM46 91H48L47 89H46ZM45 91V92H46ZM51 91L52 90H50V94H51ZM54 91V90H53ZM70 91V90H69ZM109 91V90H108ZM113 91H115V90H113ZM125 91V90H124ZM180 91V90H179ZM184 91V90H183ZM244 91V92H245ZM254 91L253 93H251L250 92V94L251 95H253V97H254V94L255 95H257L256 93L257 92H259V91ZM4 93H5V91H3ZM33 92V91H32ZM36 92V91H35ZM38 92V91H37ZM44 92V91H43ZM92 92H94V90L92 91ZM96 92V91H95ZM98 92V91H97ZM100 92V91H99ZM110 92V91H109ZM243 92V93H244ZM262 93H264L263 91H261ZM7 93V92H6ZM18 93V92H17ZM25 93V92H24ZM26 93H27V91H26ZM41 93H42V91H41ZM55 93V92H54ZM71 93V92H70ZM77 93V92H76ZM87 93V92H86ZM88 93H90V91L88 92ZM101 93V92H100ZM100 93H98V94H100ZM127 93H129V92H127ZM190 93V92H189ZM192 93V92H191ZM219 93V92H218ZM243 93H238L236 96H238V95H243ZM260 93V92H259ZM38 93H36V95H37ZM40 94V93H39ZM48 93H45V96L47 95ZM93 94V93H92ZM95 94V93H94ZM93 94V95H94ZM107 94V93H106ZM135 94V93H134ZM142 94V93H141ZM144 94V93H143ZM142 94V95H143ZM176 94V93H175ZM182 94V93H181ZM222 94H223V92H222ZM244 94H247V92H245ZM250 94H248L249 95V97H251V95ZM13 95V94H12ZM35 95V97H38V95L36 96ZM41 96L43 95V94H40ZM92 95V96H93ZM104 95V94H103ZM102 95V96H103ZM111 95V94H110ZM124 95H126L127 96V98H128V94H124ZM132 95V94H131ZM145 95V94H144ZM188 95V94H187ZM211 95H212V93H211ZM228 95H229V93H228ZM7 96V95H6ZM11 96V95H10ZM15 97H16V94L14 95ZM78 96V95H77ZM88 96V95H87ZM90 96V95H89ZM88 96V97H89ZM95 96V95H94ZM101 96V95H100ZM115 96V95H114ZM118 96V95H117ZM130 96V95H129ZM152 96V95H151ZM150 96V97H151ZM176 96H178V95H176ZM180 96V95H179ZM194 96V95H193ZM215 96V95H214ZM55 97H56V95H55ZM79 97V96H78ZM84 97V99H85V97L86 96H83ZM88 97H86V99L88 98ZM97 97V96H96ZM132 97V96H131ZM134 97V96H133ZM132 97V98H133ZM156 98H157V96H155ZM180 97H182V96H180ZM180 97H178V98H180ZM230 97V96H229ZM3 98V97H2ZM2 98H1V100H2ZM8 98V97H7ZM11 98H13V97H11ZM31 98V97H30ZM44 98V97H43ZM42 98V99H43ZM47 98V97H46ZM48 98H49V94H48ZM51 98V97H50ZM91 97H89V99H90ZM120 98V97H119ZM118 98V99H119ZM135 98H136V96H135ZM134 98V99H135ZM137 98H138V96H137ZM153 98V97H152ZM159 98V97H158ZM164 98V97H163ZM162 98V99H163ZM166 98H168V96L166 97ZM177 98V99H178ZM195 98H197V97H195ZM220 98V97H219ZM241 98L243 99V97L241 96ZM261 98V97H260ZM9 99V98H8ZM37 99V98H36ZM83 99V100H84ZM97 99V98H96ZM101 99H102V97H101ZM105 99V98H104ZM129 99H130V97H129ZM145 99V98H144ZM183 99H185L184 97L182 98V100ZM187 99H188V97H187ZM239 99V98H238ZM245 99V98H244ZM263 99V98H262ZM0 100V101H1ZM10 100V99H9ZM28 100H30V101H28V104L30 103V102H32L31 101V99H29L28 98ZM40 100V99H39ZM88 100V99H87ZM86 100V101H87ZM91 100V99H90ZM147 100V99H146ZM155 100H158V99H155ZM167 100V99H166ZM192 100V99H191ZM224 100V99H223ZM18 101V100H17ZM40 101H42V100H40ZM44 101V100H43ZM73 101V100H72ZM80 101H81V99H80ZM89 101V100H88ZM95 101V100H94ZM97 101V100H96ZM102 101V100H101ZM104 101V100H103ZM103 101H102V103H103ZM129 101V100H128ZM133 101V100H132ZM139 101V100H138ZM152 101V100H151ZM163 101V100H162ZM161 101V102H162ZM173 101V100H172ZM222 101V100H221ZM1 102H3V101H1ZM16 102V101H15ZM85 102V101H84ZM100 102V101H99ZM105 102V101H104ZM119 102V101H118ZM120 102H121V99H120ZM149 102H150V100H149ZM156 102H158V101H156ZM169 102H171V101H169ZM192 102V101H191ZM203 102V101H202ZM8 103V102H7ZM66 103V102H65ZM86 103V102H85ZM93 104H94V102H92ZM101 103V104H102ZM125 103V102H124ZM128 103V102H127ZM131 103V102H130ZM152 103V102H151ZM154 103V102H153ZM159 103V102H158ZM221 103V102H220ZM253 103V102H252ZM251 103V104H252ZM10 104V103H9ZM8 104V105H9ZM17 104V103H16ZM22 104V103H21ZM23 104H24V102H23ZM27 104V106L28 107H32L31 105H28ZM31 104V103H30ZM33 104V103H32ZM92 104V105H93ZM105 104V103H104ZM112 104V103H111ZM157 104V103H156ZM155 104V105H156ZM160 104V103H159ZM175 104V103H174ZM186 105H187V103H185ZM204 104V103H203ZM248 104V103H247ZM3 105V104H2ZM5 105H6V102H5ZM12 105V103L10 104V106ZM19 105H20V103H19ZM18 105V106H19ZM26 105V104H25ZM40 105V104H39ZM107 105V104H106ZM129 105V104H128ZM154 105V104H153ZM182 105V104H181ZM202 105V104H201ZM233 105V104H232ZM256 105V104H255ZM22 106V105H21ZM20 106V107H21ZM35 106H36V104H35ZM34 106V107H35ZM51 106V105H50ZM81 106V105H80ZM85 106V105H84ZM96 106V105H95ZM99 106V105H98ZM98 106H96V107H98ZM109 106V105H108ZM134 106V105H133ZM132 106V107H133ZM175 105H173V107H174ZM177 106V105H176ZM193 105H191V109L193 108L192 107ZM200 106V105H199ZM231 106V105H230ZM16 107V106H15ZM25 107V106H24ZM27 107V108H28ZM38 107V106H37ZM93 107V106H92ZM102 107V106H101ZM107 107V106H106ZM106 107L104 108L105 110H107L106 109ZM113 107V106H112ZM117 107V106H116ZM139 107V106H138ZM195 107V106H194ZM204 107V106H203ZM232 107V106H231ZM234 107V106H233ZM245 107V106H244ZM250 107V106H249ZM4 108H7V107H4ZM9 108H11V107H9ZM12 108H13V106H12ZM11 108V109H12ZM33 108V107H32ZM56 108V107H55ZM64 108V107H63ZM90 108V107H89ZM88 108V109H89ZM99 108V107H98ZM118 108V107H117ZM136 108V107H135ZM142 108V107H141ZM170 108V107H169ZM187 108H188V106H187ZM199 108V107H198ZM246 108H248V107H246ZM251 108V107H250ZM253 108H254V106H253ZM15 109V108H14ZM20 110L19 111H21V108H19ZM24 109V108H23ZM49 109H51V107L49 108ZM84 109V108H83ZM156 109H157V107H156ZM213 109V108H212ZM220 109V108H219ZM234 109H235V107H234ZM258 109V108H257ZM7 110V109H6ZM28 110H30V108L28 109ZM37 110V109H36ZM57 110V109H56ZM56 110H54V111H56ZM72 110V109H71ZM73 110H75V109H73ZM102 110V109H101ZM101 110H99V111H101ZM124 110V109H123ZM237 110V109H236ZM245 110V109H244ZM243 110V111H244ZM259 110V109H258ZM4 111V110H3ZM12 111H14V110H12ZM23 111V110H22ZM32 111V110H31ZM117 111V110H116ZM121 111V110H120ZM155 111V110H154ZM179 111H181V110H179ZM200 111H202V110H200ZM203 111H205V109L203 110ZM252 111V110H251ZM4 112H6V111H4ZM8 112V111H7ZM10 112V111H9ZM17 112V111H16ZM36 112V111H35ZM38 112H40V111H38ZM77 112V111H76ZM97 112V111H96ZM103 112H106V111H103ZM167 112V111H166ZM171 112V114H172V111H170ZM218 112V111H217ZM245 112V111H244ZM247 112V111H246ZM253 112V111H252ZM1 113V112H0ZM21 113V112H20ZM24 113V112H23ZM27 113V112H26ZM34 113V112H33ZM72 113V112H71ZM74 113V112H73ZM100 113V112H99ZM118 113V112H117ZM116 113V114H117ZM169 113V112H168ZM174 114H172V115H175V113L176 112H173ZM194 113V112H193ZM205 113V112H204ZM210 113H211V111H210ZM222 113H224V112H222ZM242 113V112H241ZM254 113H256L255 111H254ZM264 113V112H263ZM13 114H14V112H13ZM36 114H37V112H36ZM35 114V115H36ZM42 114V113H41ZM40 114V115H41ZM103 114V113H102ZM149 114V113H148ZM156 114V113H155ZM158 115H159V112L157 113ZM182 114V113H181ZM187 114V113H186ZM195 114H198V112L197 113H195ZM203 114V113H202ZM219 114V113H218ZM217 114V115H218ZM221 114V113H220ZM229 114V113H228ZM251 114V113H250ZM249 114V115H250ZM257 114V113H256ZM259 114V113H258ZM7 115V114H6ZM9 115V114H8ZM22 115H24V114H22ZM43 115V114H42ZM46 115V114H45ZM109 115V114H108ZM119 115V114H118ZM122 115V114H121ZM141 115V114H140ZM142 115H143V113H142ZM157 115V116H158ZM161 115V114H160ZM159 115V116H160ZM166 115V114H165ZM188 115V114H187ZM186 115V116H187ZM192 115V114H191ZM225 115V114H224ZM238 115V114H237ZM244 114H242V116H243ZM248 115V114H247ZM248 115V116H249ZM264 115V114H263ZM1 116V115H0ZM12 116V115H11ZM18 115H16V117H17ZM28 116V115H27ZM96 116V115H95ZM100 116V115H99ZM117 116V115H116ZM146 116V115H145ZM168 116H169V114H168ZM180 116V115H179ZM182 116V115H181ZM210 117H211V115H209ZM214 116H215V113H214ZM223 116V115H222ZM233 116V115H232ZM235 116V115H234ZM234 116H233V118L231 119L230 117V120H228L227 118L228 117H226L225 119H227L228 121L227 122H229V124H230V128H228V129H226L224 126H223V128H225V130H223L222 132H220V133H218V136H216V137H218V142H217V140H216V144H215V141L214 142H212L211 143V141H212V139L209 141H207V143H208V146L210 147L211 146V144H212V146L214 145V147H215V145H216V147L217 148H215V151H214V149H213V151H212V149H210L209 147H208V149H210L212 152H214L213 153V159L215 158V160H216V163L218 164V165H220V164H226L229 160V163H231V161H233L232 160V158H236L235 160L237 161V163H238V165L239 164H241L242 163V165L241 166H243V167H245L246 166V168L245 169H240V170H243V173H242V171L240 172V174H243L244 175V173H248L249 171H251L250 170V168H252V165H253V163H255L256 162V160L257 161H259L258 159H261L262 158V156H260L261 154H262V151H264V133H263V131L260 129V127H257V126H255V124L254 123H252L251 121H249L250 119H248V120H243L244 118L242 117L241 118V114H240V116L238 115V116H235V117H238L239 119H236V118H234ZM248 116H246V117H248ZM253 116V115H252ZM2 117V116H1ZM4 117V116H3ZM2 117V118H3ZM10 117V116H9ZM15 117V118H16ZM24 117V116H23ZM34 117H36V116H34ZM149 117V116H148ZM161 117V116H160ZM167 117V116H166ZM176 117V116H175ZM184 117H185V115H184ZM188 117V116H187ZM194 117H196V116H194ZM259 117V116H258ZM6 118V117H5ZM20 118V117H19ZM25 118V117H24ZM31 118V117H30ZM39 118H40V116H39ZM147 118V117H146ZM163 118V117H162ZM168 118V117H167ZM178 118V117H177ZM189 118V117H188ZM203 118V117H202ZM206 118V117H205ZM212 118V117H211ZM219 118V117H218ZM248 118H252V117H248ZM254 118V117H253ZM8 119V118H7ZM6 119V120H7ZM12 119V118H11ZM22 119V118H21ZM20 119V120H21ZM36 119V118H35ZM120 119V118H119ZM122 119V118H121ZM123 119H126V118H123ZM143 119V118H142ZM148 119V118H147ZM161 119V118H160ZM169 120H170V118H168ZM173 119V118H172ZM213 119H214V117H213ZM221 119V118H220ZM220 119H219V121H220ZM236 119V120H235ZM261 119V118H260ZM259 119V120H260ZM9 120H10V118H9ZM18 120V119H17ZM20 120H19V122H20ZM23 120V119H22ZM26 120V119H25ZM28 120V119H27ZM30 120H32V118L30 119ZM46 120V119H45ZM106 120V119H105ZM129 120V119H128ZM163 120V119H162ZM177 120V119H176ZM187 120V119H186ZM189 120H191V119H189ZM210 120H212V119H210ZM209 120V121H210ZM215 120H216V118H215ZM224 120V119H223ZM264 120V119H263ZM3 121H5V120H3ZM8 121V120H7ZM13 121H14V119H13ZM16 121V120H15ZM33 121V120H32ZM31 121V122H32ZM40 121H41V119H40ZM142 121V120H141ZM148 121H149V119H148ZM204 121V120H203ZM203 121H201V122H203ZM209 121H208V123H209ZM218 121V120H217ZM253 121V120H252ZM6 122V121H5ZM144 122H146V121H144ZM187 122V121H186ZM194 122H195V119H194V121H193V124H194ZM225 122V121H224ZM223 121H221V123H224ZM227 122H225V123H227ZM261 122H263V121H261ZM11 123H12V121H11ZM10 123V124H11ZM22 123V122H21ZM33 123V122H32ZM141 123V122H140ZM139 123V124H140ZM142 123H143V121H142ZM149 123V122H148ZM147 123V124H148ZM152 123V122H151ZM155 123H156V121H155ZM210 123H213V122H210ZM209 123V124H210ZM231 123H232V125H234V126H232L231 127ZM0 124H1V122H0ZM5 124V123H4ZM154 124V123H153ZM185 125H186V123H184ZM202 124V123H201ZM203 124H204V122H203ZM19 125V124H18ZM145 125V124H144ZM143 125V126H144ZM177 125V124H176ZM180 126H181V124H179ZM187 125H188V122H187ZM207 125V124H206ZM205 125V126H206ZM214 125V124H213ZM212 125V126H213ZM11 126V125H10ZM23 127H24V125H22ZM134 126V125H133ZM136 126V125H135ZM139 126V125H138ZM137 126V127H138ZM226 126H228V125H226ZM262 126V125H261ZM2 127V126H1ZM0 127V128H1ZM13 127V126H12ZM19 127V126H18ZM140 127V126H139ZM146 127V126H145ZM148 127H149V124H148ZM153 127V126H152ZM190 127H192V126H190ZM203 127V126H202ZM208 127V126H207ZM215 127V126H214ZM263 127V126H262ZM26 128H27V126H26ZM200 128H201V126H200ZM3 128H1L0 130H2ZM4 129H6V127L4 128ZM3 129V130H4ZM9 130H10V128H8ZM7 129V130H8ZM18 129V128H17ZM23 129V128H22ZM37 129V128H36ZM149 129V128H148ZM191 129V128H190ZM217 129V128H216ZM222 129V128H221ZM19 130V129H18ZM25 130V129H24ZM143 130V129H142ZM188 130V129H187ZM193 130V129H192ZM236 130H239V131H241L239 134L237 133V131ZM11 131V130H10ZM14 131V130H13ZM40 131V130H39ZM2 132V131H1ZM146 132V131H145ZM203 132V131H202ZM5 133V131H3V134ZM7 133V132H6ZM12 133V132H11ZM16 133V132H15ZM18 133H20V132H18ZM22 133V132H21ZM25 133V132H24ZM24 133H22V134H24ZM38 133V132H37ZM144 133V132H143ZM188 133V132H187ZM237 133V134H236ZM17 134V133H16ZM32 134V133H31ZM146 134V133H145ZM194 134V133H193ZM216 134V133H215ZM4 135H6V134H4ZM15 135V134H14ZM27 135V134H26ZM138 135V134H137ZM190 135V134H189ZM191 135H192V133H191ZM209 135V134H208ZM214 135V134H213ZM3 136V135H2ZM7 136V135H6ZM18 136V135H17ZM16 136V137H17ZM28 136V135H27ZM39 136V135H38ZM146 136V135H145ZM206 136V135H205ZM18 137H20V136H18ZM22 137V136H21ZM24 137V136H23ZM31 137H32V135H31ZM44 137V136H43ZM185 137V138H184ZM184 137H182V139H184L183 141H185L186 143H189V144H197V142H198V139H200V137L198 138L197 137V139L195 138V139H193V138H191L190 136L189 137H186V136H184ZM202 137H204V136H202ZM7 138V137H6ZM27 138V137H26ZM152 138V137H151ZM179 138V137H178ZM205 138V137H204ZM211 138V137H210ZM215 138V137H214ZM10 139V138H9ZM14 139V138H13ZM20 139V138H19ZM54 139V138H53ZM148 139V138H147ZM146 139V140H147ZM216 139V138H215ZM215 139H213V140H215ZM15 140V139H14ZM40 140V139H39ZM51 140V139H50ZM152 140V139H151ZM202 140V139H201ZM201 140H199V142H202ZM204 140V139H203ZM206 140V139H205ZM1 141V140H0ZM10 141V140H9ZM9 141H7V142H9ZM30 141V140H29ZM33 141V140H32ZM31 141V142H32ZM11 142V141H10ZM16 142H18V141H16ZM21 142V141H20ZM35 142H37V141H35ZM40 142V141H39ZM162 142V141H161ZM179 141L177 140V143H178ZM1 143V142H0ZM3 143H4V141H3ZM15 143V142H14ZM30 143V142H29ZM69 143H71V142H69ZM74 143V142H73ZM72 143V144H73ZM206 143V144H207ZM19 144V146H21L20 145V143H18ZM33 144V143H32ZM39 144V143H38ZM156 144V143H155ZM189 144H187L188 146H190ZM199 144V143H198ZM2 145H4V144H2ZM5 145H6V143H5ZM15 145V144H14ZM25 145V144H24ZM33 145H35V144H33ZM57 145V144H56ZM148 145H149V143H148ZM202 145V144H201ZM205 145V144H204ZM204 145H202L201 147H203ZM16 146V145H15ZM39 146V145H38ZM37 146V147H38ZM46 146V145H45ZM76 146V145H75ZM79 146V145H78ZM150 146V145H149ZM156 146V145H155ZM192 146V145H191ZM1 147V146H0ZM6 147V146H5ZM29 147V146H28ZM41 147V146H40ZM82 147V146H81ZM195 147H196V145H195ZM198 147H200V146H198ZM205 147V146H204ZM204 147H203V151L205 152V149H204ZM8 148V147H7ZM7 148H6V150H7ZM17 148H18V146H17ZM45 148V147H44ZM70 148V147H69ZM154 148V147H153ZM185 148V147H184ZM207 148V147H206ZM32 149V148H31ZM85 149V148H84ZM155 149V148H154ZM194 149H196V148H194ZM202 149V148H201ZM17 150V149H16ZM15 150V151H16ZM20 149H18V151H19ZM40 150V149H39ZM70 150H72V152H74L73 151V149H70ZM75 151H77L76 149H74ZM78 150H79V147H78ZM162 150V149H161ZM187 150H190V149H187ZM209 150V151H210ZM253 150H255V151H253ZM8 151H9V153L11 152L12 153V151H14V150H11L10 151V149H8ZM7 151V152H8ZM17 151V152H18ZM25 151H27V150H25ZM37 151V150H36ZM41 151V150H40ZM81 151V150H80ZM87 150H85L84 152H86ZM155 151V150H154ZM199 151V150H198ZM207 151V150H206ZM210 151V152H211ZM35 152V151H34ZM42 152V151H41ZM174 152V151H173ZM191 152V151H190ZM202 152V151H201ZM6 153V152H5ZM21 153V152H20ZM27 153H29V151L27 152ZM26 153V154H27ZM79 153V152H78ZM150 153V152H149ZM44 154V153H43ZM42 154V155H43ZM71 154V153H70ZM85 154V153H84ZM83 154V155H84ZM93 154V153H92ZM96 154V153H95ZM182 154V153H181ZM184 154V153H183ZM199 154V153H198ZM203 154V153H202ZM257 154L259 155V158L258 157H256L257 156ZM8 155V154H7ZM27 155H29V154H27ZM31 155V154H30ZM56 155V154H55ZM60 155V154H59ZM58 155V156H59ZM62 155V154H61ZM73 155H76V157H77V154L75 153H73ZM72 155V156H73ZM80 155V154H79ZM86 155V154H85ZM84 155V156H85ZM88 155V154H87ZM86 155V156H87ZM155 155V154H154ZM158 155H161V153L159 154L158 153ZM174 155V154H173ZM176 155H177V153H176ZM215 155V156H214ZM263 155H264V152H263ZM6 156V155H5ZM3 157V159H2V161H0V173L2 172V174H0V175H3L5 172H7V171H9L8 169H10L11 167L12 168H16V169H22L23 168V162H24V160H27L26 158L23 160L22 158H24L25 157V155H23V156H19V153H18V155L16 154H14L12 157L13 158H11V156H7L8 158H6V157ZM52 156H54V154L52 155ZM51 156V157H52ZM65 154H63V158L62 159H64L65 157ZM163 156H165V155H163ZM192 156V155H191ZM210 156V155H209ZM28 157V156H27ZM44 157V156H43ZM69 157H71L70 155H69ZM75 157V156H74ZM81 157H83V156H81ZM89 157V156H88ZM192 157H194V156H192ZM191 157V158H192ZM35 158V157H34ZM38 158V157H37ZM66 158H67V156H66ZM165 158V157H164ZM167 158V157H166ZM189 158V157H188ZM195 158V157H194ZM201 158H203V157H201ZM211 158V157H210ZM243 158V159H242ZM258 158V159H257ZM264 158V157H263ZM29 159V158H28ZM44 159H46V160H48L47 158H46V156L44 157ZM43 159V160H44ZM68 159V158H67ZM74 159V158H73ZM90 159V158H89ZM200 159V158H199ZM254 159H256L255 161H254ZM33 160V159H32ZM36 159H34L33 160V162H36L35 161ZM82 160V159H81ZM85 160V159H84ZM99 160V159H98ZM154 160H156L155 158H154ZM153 160V161H154ZM168 160V159H167ZM253 160V161H252ZM261 160H263V159H261ZM27 161H29V160H27ZM49 161H50V163L49 164H51V167H50V169L51 170H53L54 168H58V169H60L61 168V165L59 166L58 165V163H57V160H54V159H49ZM60 161V160H59ZM62 161V160H61ZM86 161V160H85ZM157 161V160H156ZM162 161V160H161ZM164 161H166V160H164ZM164 161H163V163H164ZM252 161V162H251ZM264 161V160H263ZM32 162V161H31ZM39 162V161H38ZM42 162V161H41ZM45 162V161H44ZM63 162V161H62ZM76 162V161H75ZM88 162V161H87ZM86 162V163H87ZM97 162V161H96ZM96 162H94V163H96ZM98 162H100V161H98ZM172 162V161H171ZM184 162V161H183ZM261 162V161H260ZM78 164H79V162H77ZM86 163H85V165H86ZM166 163V162H165ZM196 163V162H195ZM202 163V162H201ZM257 163H259V162H257ZM262 163V162H261ZM260 163V164H261ZM24 164H25V162H24ZM34 164V163H33ZM37 164V163H36ZM40 164V163H39ZM44 164V163H43ZM47 164H48V162H47ZM61 164V163H60ZM80 164H81V162H80ZM176 164V163H175ZM189 164V163H188ZM208 164V163H207ZM232 164H234L235 165V161H234V163H231V166H232ZM256 164V163H255ZM264 164V163H263ZM67 165V164H66ZM90 165H92L91 163H90ZM171 165H173V164H171ZM190 165V164H189ZM209 165V164H208ZM207 165V166H208ZM212 165H215V164H212ZM35 166V165H34ZM60 168H59V167ZM81 166H82V164H81ZM94 166H95V164H94ZM174 166V165H173ZM254 166V165H253ZM256 166V170L255 169H253L252 168V171L254 170V173L252 174L251 172V174H250V176H246V180L248 181V178L250 177L251 178V176L252 177H255V175H256V178H254V181L252 180V181H250L251 182V185L253 186V184L254 183H256V188H258V190H261V188H262V190H263V185H264V179H262L263 181H262V183H263V185H262V183L260 184V182H258L257 183V181H255V180H257V179H259L260 180V178H258V173H257V171H261L260 170V168H262V167H258L259 165L257 164V165H255ZM261 166V165H260ZM262 166H264V165H262ZM33 167V166H32ZM40 167V166H39ZM84 167V166H83ZM82 167V168H83ZM160 167V166H159ZM191 167V166H190ZM220 167H222L221 165H220ZM224 167H226V166H223L222 168H224ZM237 167V166H236ZM257 167H258V170H257ZM157 168V167H156ZM169 168V167H168ZM200 168V167H199ZM201 168H202V166H201ZM213 168H215V167H213ZM213 168H211V169H213ZM227 168V167H226ZM228 168H230V167H228ZM232 168V167H231ZM230 168V169H231ZM242 168V167H241ZM26 169V168H25ZM24 169V170H25ZM29 169V168H28ZM80 169V168H79ZM85 169V168H84ZM153 169V168H152ZM163 169V168H162ZM172 169V168H171ZM187 169V168H186ZM203 169V168H202ZM225 169V168H224ZM230 169L229 170H225V171H230ZM235 169V168H234ZM264 169V168H263ZM23 170V169H22ZM46 170V169H45ZM76 171H77V169H75ZM74 170V171H75ZM140 170V169H139ZM148 170H149V168H148ZM156 170V169H155ZM160 170V169H159ZM168 170V169H167ZM167 170H165V171H167ZM189 170V169H188ZM207 170V169H206ZM216 171H217V169H215ZM218 170H220V169H218ZM231 170H233V168L231 169ZM21 171V170H20ZM47 171H49L50 172V170H47ZM46 171V172H47ZM56 171V170H55ZM69 171V170H68ZM75 171V172H76ZM141 171V170H140ZM150 171V170H149ZM148 171V172H149ZM152 171V170H151ZM150 171V172H151ZM163 171V170H162ZM194 171V170H193ZM201 171V170H200ZM216 171H215V173H216ZM256 171V172H255ZM4 172V173H3ZM12 172V171H11ZM17 172V171H16ZM22 172V171H21ZM25 172V171H24ZM45 172V173H46ZM65 172V171H64ZM64 172H62V175H63V173ZM144 172V171H143ZM153 173H155L154 172V170L152 171ZM152 172H151V174H152ZM160 172V171H159ZM174 172H175V170H174ZM195 172V171H194ZM207 172H208V170H207ZM212 172V171H211ZM210 172V173H211ZM218 172V171H217ZM237 172V171H236ZM162 173H164V172H162ZM226 172H223V173H220V174H225ZM238 173V172H237ZM5 174H8V173H5ZM12 174V173H11ZM14 174V173H13ZM18 174V173H17ZM29 173L27 172V176H30V175H28ZM48 174V173H47ZM47 174H46V176H47ZM64 174H67V173H64ZM73 174V173H72ZM78 174V173H77ZM80 174V173H79ZM159 174H161V173H159ZM175 174V173H174ZM176 174H177V171H176ZM180 174V173H179ZM240 174H238V175H240ZM249 174V173H248ZM260 175L262 174V173H259ZM9 175V174H8ZM51 175H53V174H51ZM162 175V174H161ZM203 175V174H202ZM216 175H217V173H216ZM254 175V176H253ZM264 175V174H263ZM80 176H82V175H80ZM142 176V175H141ZM165 176V175H164ZM170 176H171V174H170ZM169 176V177H170ZM177 176V175H176ZM191 176V175H190ZM192 176H193V174H192ZM196 176V175H195ZM205 176V175H204ZM207 176H210V175H207ZM262 176V175H261ZM8 177H11L12 178V176L11 175H9ZM15 177V176H14ZM66 177H67V175H66ZM74 177V176H73ZM186 177V176H185ZM184 177V178H185ZM201 177V176H200ZM206 177V176H205ZM260 177V176H259ZM263 178H264V176H262ZM62 179H63V177H61ZM72 178V177H71ZM117 178V177H116ZM142 178V177H141ZM177 178V177H176ZM175 177L173 178V180L174 179H176ZM202 178H204L203 176H202ZM242 178H243V176H242ZM249 178V179H250ZM0 179H1V176H0ZM4 179V178H3ZM2 179V180H3ZM19 179H21V178H19ZM66 178L64 177V179L63 180H65ZM70 179V178H69ZM74 179H75V177H74ZM118 179V178H117ZM137 179V178H136ZM140 179V178H139ZM147 179V178H146ZM181 179H182V177H181ZM180 179V180H181ZM193 179V178H192ZM196 179H197V176H196ZM207 179H209V178H207ZM206 178H205V180H203V179H201L202 180V182L200 181V179L198 180V182L197 181H195L194 179H193V181H195L196 182V184H194V186L192 187L191 186V188H188L187 189V187H185L184 185V187L185 188H182V185L181 184H183L182 183V181H180L179 182V180L177 181V182H179L180 183V187H178V186H174V181L172 180V179H170V181H169V184H168V181H167V183H166V185H165V187L161 184V189L159 190L158 189V186L155 184L154 186L156 187L157 186V188L156 189H158L159 191L156 193L157 194V203L155 204V208H154V210H153V208H152V211H151V213H150V217H149V214H148V219L146 220V226H147V228H148V230H150V229H152L153 228V226H156L158 223L159 224H161V226H162V223H165V221L164 220H166V218H167V212L169 211V210H171L170 208H172V210H174V207H176L177 205H175L176 203H178L179 202V200L180 199H178V196L176 195V193L177 192H179L180 193V195H181V193H182V196H184V198L183 199H185L186 198V200H187V198L189 199V200H191V196L190 195H192V194H194V193H196V200H198L197 202H199V204L201 205V206H203L206 210L210 207V210L215 206V207H218V206H222V204H224V203H226V202H229V204H230V202H231V205H232V203H233V201L236 199L235 198V196H236V192H238V189L236 190V192H235V190L234 191H232V192H228V190H230V189H228L230 186H231V184H233V182L230 184V186H228L229 184H228V181L230 180H228L227 182H226V180H225V183L227 184H224V182H221L220 180H218V181H220V183L217 181V184H221V185H218V188H219V191L220 192H218V190L217 191H213L212 189H210L208 186H206V185H208V184H206L207 182H205V184H204V182L203 181H206L207 180ZM210 179H212V178H210ZM217 179V178H216ZM216 179H213L214 181L216 180ZM225 179V178H224ZM233 179H235L236 180V178H233ZM245 179V177L243 178V179H240V176H239V178L236 180L237 182H235V183H238V184H235V186H237V185H239V181H240V183H242V181ZM7 180V179H6ZM9 180V179H8ZM11 180V179H10ZM24 180V179H23ZM61 180V179H60ZM59 180V181H60ZM116 180V179H115ZM153 180H154V178H153ZM186 180V179H185ZM188 180V179H187ZM235 180H233V181H235ZM242 180V181H241ZM258 180V181H259ZM62 181V180H61ZM142 181H143V179H142ZM141 181V182H142ZM145 181V180H144ZM148 181H150V180H148ZM148 181H146V182H148ZM192 181V180H191ZM192 181V182H193ZM208 182H209V180H207ZM210 181H212V180H210ZM222 181H224L223 179H222ZM245 181V180H244ZM244 181H243V183H244ZM249 181H248V183H249ZM261 181V180H260ZM1 182V181H0ZM7 182V181H6ZM18 182V181H17ZM73 181H71V183H72ZM75 182V181H74ZM106 182V181H105ZM110 182V181H109ZM139 182V184H140V180L138 181ZM151 182V181H150ZM164 182V181H163ZM162 182V183H163ZM213 182V181H212ZM252 182H254V183H252ZM27 183V182H26ZM65 181L64 182H60V184L59 185H63L64 186V188H66L65 187ZM68 183H69V181H68ZM83 183V182H82ZM81 183V184H82ZM111 183V182H110ZM179 183H177V185L179 184ZM203 183V184H202ZM215 183H216V181H215ZM230 183V182H229ZM242 183V184H243ZM246 183V187H248V184H247V182H245ZM244 183V184H245ZM28 184V183H27ZM38 183H36V185H37ZM52 184V183H51ZM144 184V183H143ZM185 184V183H184ZM192 184V183H191ZM190 184V185H191ZM216 184V185H217ZM223 184L225 185V186H223ZM241 184V185H242ZM19 185V184H18ZM54 185H56V184H54ZM54 185H52V186H54ZM66 185H68V184H66ZM141 185V184H140ZM149 185V184H148ZM159 185V184H158ZM234 185V184H233ZM251 185H249L250 187H251ZM262 185V186H261ZM26 186V185H25ZM32 187H33V185H31ZM40 186V185H39ZM60 186V187H61ZM70 186V185H69ZM77 186V185H76ZM79 186V185H78ZM139 186V185H138ZM160 186V185H159ZM215 186V185H214ZM222 186V188L224 187L225 189L227 188L226 186H228V188L226 189V190H220V187ZM258 186V187H257ZM73 187L74 186H72V188H71V186L69 187L70 189H72L73 190ZM94 187V186H93ZM142 187V186H141ZM151 187V186H150ZM149 187V188H150ZM211 187H212V185H211ZM240 187V186H239ZM238 187V188H239ZM243 187V186H242ZM245 187V186H244ZM254 187V186H253ZM16 188V187H15ZM23 188V187H22ZM21 188V189H22ZM42 188V187H41ZM40 188V189H41ZM53 188V187H52ZM54 188H55V186H54ZM146 188V187H145ZM216 188H217V186H216ZM217 188V189H218ZM223 188V189H224ZM234 188V187H233ZM241 188V187H240ZM252 188V187H251ZM250 188V189H251ZM260 188V189H259ZM13 189V188H12ZM11 189V190H12ZM24 189H26V187H24ZM34 189V188H33ZM58 189H60V188H58ZM62 189V188H61ZM75 189V188H74ZM90 189V188H89ZM144 189V188H143ZM148 189V188H147ZM146 189V190H147ZM248 189V188H247ZM254 189V188H253ZM253 189L251 190V191H253ZM2 190H4L3 189V187H2ZM2 190L0 191V192H2ZM18 190V189H17ZM16 190V191H17ZM23 190V189H22ZM36 190H37V188H36ZM35 190V191H36ZM41 190H43V189H41ZM55 190V189H54ZM72 190H70V191H72ZM82 190V189H81ZM241 190V189H240ZM240 190H239V192H240ZM243 190V189H242ZM244 190H246V188L244 189ZM258 190H256V189H254V192L256 191V192H259ZM83 191H84V189H83ZM139 191V190H138ZM247 191V190H246ZM250 191V192H251ZM7 192V191H6ZM9 192V191H8ZM34 192V191H33ZM80 192H82V191H80ZM120 192V191H119ZM140 192V191H139ZM138 192V193H139ZM242 193L244 192V191H241ZM240 192V193H241ZM253 192V194H255ZM13 193V192H12ZM20 193V192H19ZM35 193H37V192H35ZM64 193H65V191H64ZM76 193V192H75ZM121 193H122V191H121ZM125 193V192H124ZM127 193V192H126ZM178 193V194H179ZM6 194V195H5ZM4 194V192H3V195H5V197L6 196H8V197H10L8 194L9 193H5ZM43 194V193H42ZM42 194H40V195H42ZM119 194V193H118ZM128 194V193H127ZM141 194V193H140ZM189 195L188 197L186 196V195ZM252 194V195H253ZM2 195V194H1ZM12 195V194H11ZM16 195V194H15ZM126 195V194H125ZM238 195V194H237ZM240 195V194H239ZM238 195V196H239ZM252 195H250V196H252ZM34 196V195H33ZM37 196V195H36ZM67 196V195H66ZM194 196V195H193ZM241 196V195H240ZM246 196V195H245ZM12 197V196H11ZM10 197V198H11ZM20 197V196H19ZM19 197H17L16 196V198H14L15 200L17 199V198H19ZM127 197V196H126ZM136 197H137V195H136ZM150 197H152V196H150ZM179 197H181V196H179ZM25 198V197H24ZM43 198V197H42ZM62 198V197H61ZM60 198V199H61ZM66 198V197H65ZM122 198V197H121ZM125 198V197H124ZM139 198H141V196L139 197ZM2 199H3V197H2ZM8 199V198H7ZM21 199V198H20ZM26 199V198H25ZM39 199H41V198H39ZM147 199V198H146ZM154 199V198H153ZM194 199V198H193ZM192 199V200H193ZM250 199V198H249ZM248 199V200H249ZM23 200V199H22ZM27 200V199H26ZM31 200V199H30ZM42 200V199H41ZM55 200V199H54ZM81 200V199H80ZM123 200V199H122ZM126 200V199H125ZM125 200H124V202H125ZM144 200V199H143ZM154 200H156V199H154ZM185 200V201H186ZM189 200H187V201H189ZM238 200V199H237ZM251 200V201H250ZM249 201V204H242L243 206L241 207V208H239V210L241 209L242 210V215H243V211L245 210H247V211H253L252 213H254L255 211L256 212H258L259 214H261V213H264V194H261V196L259 195V196H257V195H253V198L251 197V199H250ZM52 201V200H51ZM62 201V200H61ZM60 200H59V202H61ZM181 201V200H180ZM184 201V200H183ZM247 201V200H246ZM35 202V201H34ZM58 202V201H57ZM123 202V201H122ZM132 202V201H131ZM139 202H141V201H139ZM149 202V201H148ZM191 202V201H190ZM194 202V201H193ZM13 203V202H12ZM32 203V202H31ZM38 203V202H37ZM54 203V202H53ZM127 203H128V201H127ZM150 203V202H149ZM238 203V202H237ZM242 203V202H241ZM46 204H47V202H46ZM45 204V205H46ZM62 204H64V203H62L61 202V205ZM123 204V203H122ZM179 204V203H178ZM186 204V203H185ZM192 204V203H191ZM198 204V203H197ZM229 204H226L225 206L227 207V209H228V206L227 205H229ZM16 205V204H15ZM35 205V204H34ZM34 205H32V206H34ZM51 205V204H50ZM146 205H149V204H146ZM187 205V204H186ZM194 205V204H193ZM199 205V206H200ZM234 205H235V202H234ZM4 206H5V204H4ZM9 206V205H8ZM19 206V205H18ZM22 206H24V205H22ZM127 206V205H126ZM133 206V205H132ZM145 206V205H144ZM153 206V205H152ZM180 206H182V204L180 205ZM180 206H178V207H180ZM195 206V205H194ZM206 206H208V208L206 207ZM213 206V207H212ZM12 207V206H11ZM45 207H47V206H45ZM45 207H43L44 209H42L43 211L45 210ZM187 207H188V205H187ZM192 207V206H191ZM197 207V206H196ZM212 207V208H211ZM214 207V208H215ZM233 207V206H232ZM234 207H236V206H234ZM6 208H9V207H7V205H6ZM15 208H17V206H15ZM20 208V207H19ZM49 208V207H48ZM53 208V207H52ZM78 208V207H77ZM77 208H75V209H77ZM131 208V210H132V207H130ZM134 208V207H133ZM185 208H186V206H185ZM195 207H193V209H194ZM231 208V207H230ZM5 209V208H4ZM4 209H2V210H4ZM85 209V208H84ZM135 209V208H134ZM145 209H146V207H145ZM151 209V208H150ZM175 209H177V208H175ZM187 209V208H186ZM189 209V208H188ZM192 209V208H191ZM196 209V208H195ZM194 209V210H195ZM232 209V208H231ZM238 209V208H237ZM49 210V209H48ZM48 210H47V212H48ZM51 210V209H50ZM141 210V209H140ZM180 211H181V209H179ZM209 210V209H208ZM213 210V209H212ZM233 210V209H232ZM76 211V210H75ZM78 211V210H77ZM135 211V210H134ZM136 211H137V209H136ZM142 211V210H141ZM140 211V213H138V212H136L137 214H141L142 212ZM176 211V210H175ZM193 211V210H192ZM245 211H244V213H245ZM39 212V211H38ZM52 212V211H51ZM89 212V211H88ZM133 212V210L131 211V213ZM153 212L155 213V214H153ZM170 212H172V211H170ZM174 212V211H173ZM172 212V213H173ZM184 213L186 212V211H183ZM205 212V211H204ZM211 212V211H210ZM218 212V211H217ZM222 212V211H221ZM239 212H241V211H239ZM2 213H3V211H2ZM11 213V212H10ZM13 213V212H12ZM15 213V212H14ZM158 213V215H157V217L155 216L156 214ZM169 213V212H168ZM176 212H174V214H175ZM179 213V212H178ZM182 213V212H181ZM206 213V212H205ZM232 213V212H231ZM29 214H31L30 212H29ZM51 214V213H50ZM49 214V215H50ZM97 214V213H96ZM147 214V213H146ZM180 214V213H179ZM189 214H191V213H189ZM239 214V213H238ZM251 214V213H250ZM259 214H257V216L259 215ZM5 215V214H4ZM32 215V214H31ZM135 215V214H134ZM192 215V214H191ZM197 215H199V214H197ZM201 215H203V213H201ZM240 215V214H239ZM247 215H249V214H247ZM256 215V214H255ZM264 216V214H261V216ZM7 216V215H6ZM10 216V215H9ZM13 216V215H12ZM29 216V215H28ZM41 216H43V215H41ZM46 216H48L47 214H46ZM53 216H55V215H53ZM79 216H80V214H79ZM95 216V215H94ZM141 216H143V214L141 215ZM153 216H155V217H153L154 219L155 218H157L158 219V222H154L153 221V219H152V217ZM182 216V215H181ZM193 216V215H192ZM206 216V215H205ZM211 216V215H210ZM257 216H255V217H257ZM5 217V216H4ZM40 217V216H39ZM74 217V216H73ZM99 217V216H98ZM136 217V216H135ZM139 217V216H138ZM197 217V216H196ZM200 217V216H199ZM207 217V216H206ZM0 218H1V216H0ZM24 218V217H23ZM22 218V219H23ZM25 218H27V217H25ZM24 218V220H26L27 221V219H25ZM30 218H31V216H30ZM34 218V217H33ZM41 218V217H40ZM49 218V217H48ZM47 218V219H48ZM75 218V217H74ZM88 218V217H87ZM129 218V217H128ZM43 219V218H42ZM204 219V218H203ZM203 219H202V221H203ZM227 219V218H226ZM255 219V218H254ZM263 219V218H262ZM1 220H3V216H2V218H1ZM0 220V221H1ZM4 220H5V218H4ZM9 220V219H8ZM19 220H20V218H19ZM23 220V221H24ZM34 220H36V219H34ZM44 220V219H43ZM46 220V219H45ZM44 220V221H45ZM49 220H51V219H49ZM168 220V219H167ZM169 220H171V219H169ZM200 220V219H199ZM205 220V219H204ZM230 220V219H229ZM6 221V220H5ZM16 221V220H15ZM38 221V220H37ZM48 221V220H47ZM88 220H86L85 222H86V224L89 222V224L87 225V226H89L90 225V227L92 226V225H95V223L93 224V222H92V224H90L91 222L90 221H88ZM164 221V222H163ZM232 221V220H231ZM7 223V226H9L8 224H10L11 223V221H10V223L8 222V221H6ZM33 222V221H32ZM40 222V221H39ZM51 222V221H50ZM96 222V221H95ZM172 222H174V221H172ZM201 222V221H200ZM224 222V221H223ZM230 222V221H229ZM228 222V223H229ZM1 224H0V233L2 234V236L1 237H3L4 235H6V234H8V232H9V227L7 228L6 227V225L4 224V222L2 221V222H0ZM37 223V222H36ZM41 223H42V221H41ZM46 223V222H45ZM52 223V222H51ZM84 223V222H83ZM175 223V222H174ZM174 223H172L173 225H174ZM203 223V222H202ZM207 223V222H206ZM227 223V222H226ZM225 223V224H226ZM23 224V223H22ZM21 224V225H22ZM27 224V223H26ZM26 224L24 225L23 224V226H26ZM43 224H44V222H43ZM132 224V223H131ZM158 224V225H159ZM171 224V225H172ZM178 224V223H177ZM217 224H219V223H217ZM262 224V223H261ZM20 225V224H19ZM28 226H29V224H27ZM32 225V224H31ZM30 225V226H31ZM57 225V224H56ZM167 225V224H166ZM179 225V224H178ZM204 225V224H203ZM10 226H11V224H10ZM13 226H14V224H13ZM51 226V225H50ZM50 226H48V227H50ZM58 226V225H57ZM60 226V225H59ZM160 226V227H161ZM180 226V225H179ZM206 226V225H205ZM205 226H203V227H205ZM207 226H209L208 224H207ZM17 226H15V228H16ZM21 227V226H20ZM34 227H36L37 228V226L35 225ZM46 227V226H45ZM79 227V226H78ZM82 227V224H81V226L78 228V231L76 232L77 234H80V235H82V234H84L83 232H85V226L83 225V229L81 228ZM93 227V226H92ZM132 227V226H131ZM158 227V226H157ZM164 227H166V226H164ZM171 227V226H170ZM174 227V226H173ZM173 227H171V228H173ZM252 227V226H251ZM263 227V226H262ZM7 230H6V229ZM11 229H14V227L12 228V226L10 227ZM21 228H23V227H21ZM21 228H19L20 230H21ZM31 229H33L32 228V226L30 227ZM43 228H44V226H43ZM43 228H42V230H43ZM54 227H52V229H53ZM59 228V227H58ZM81 228V229H80ZM87 228V227H86ZM89 228V227H88ZM169 229V227H166V229ZM208 228V227H207ZM242 228V227H241ZM9 229V230H8ZM37 229H39V228H37ZM50 229V228H49ZM131 229V228H130ZM154 229V228H153ZM175 229V228H174ZM180 229V228H179ZM251 229V228H250ZM259 229V228H258ZM2 230H4V232L5 231H8V232H6L5 234H4V232L2 231ZM17 230H18V227H17ZM28 230H30V229H28ZM27 230V231H28ZM55 230H57L56 228H55ZM54 229H53V231H55ZM89 230V229H88ZM154 230H156V229H154ZM181 230V229H180ZM213 230V229H212ZM256 230V229H255ZM10 231H12V230H10ZM16 231V230H15ZM25 231V230H24ZM32 231H34V230H32ZM39 231V230H38ZM37 230L35 231L36 233H39ZM50 231V230H49ZM52 231V232H53ZM91 231V230H90ZM164 231V230H163ZM168 231V230H167ZM170 231L172 232V230L170 229ZM177 231V230H176ZM175 231V232H176ZM210 231V230H209ZM261 231V230H260ZM263 231V233H264V230H262ZM13 232V231H12ZM30 232H31V230H30ZM47 232V231H46ZM57 232V231H56ZM82 232V233H81ZM96 232V231H95ZM152 232V231H151ZM157 232V231H156ZM237 232V231H236ZM251 232V231H250ZM10 233V232H9ZM20 233V232H19ZM68 233V232H67ZM152 233H154V231L152 232ZM161 233V232H160ZM183 233V232H182ZM262 232L259 234V235H255L256 236V238H257V240L260 238V240L259 241H261L262 239H264V234H263ZM15 234V233H14ZM46 234V233H45ZM75 234V233H74ZM85 234H86V232H85ZM84 234V235H85ZM197 234V233H196ZM199 234V233H198ZM232 234V233H231ZM9 235V234H8ZM8 235H6L5 236V238L3 237L2 238V245H0V253H2V254H6V255H12L13 253H11V251L13 250V247L12 248H10L9 249V247H10V243H12V244H14L13 242H14V240L15 241H17V238H8V240L10 239H14L12 242L9 240V242L7 241V237H8ZM16 235V234H15ZM31 235H32V233H31ZM31 235H30V237H31ZM65 235H66V233H65ZM159 235V234H158ZM173 235V234H172ZM176 234L174 233V236H175ZM245 235V234H244ZM248 235V234H247ZM263 235V236H262ZM35 237H36V235H34ZM33 236V237H34ZM38 236V235H37ZM75 236H77V235H75ZM75 236H72L71 237V234H70V237H68L69 239H66L65 238V240H61V246L58 244V251H60V248H61V250H63V251H67L68 253H71V254H69V256L71 255L72 256V251H74V252H76L77 253V249H79L80 250V248H83V247H81V245L79 244V242L80 241H78V243H77V238L75 237ZM116 236V235H115ZM157 236V235H156ZM161 236V235H160ZM185 236V235H184ZM204 236V235H203ZM202 236V238H200V240H201V242L200 243H202V248L204 247V249H203V251L205 250V247H207L206 246V238L205 237H203ZM0 237V238H1ZM10 237V236H9ZM12 237H14L13 235H12ZM16 237V236H15ZM41 237V236H40ZM54 237H55V233H54ZM76 239H75V238ZM78 237H79V235H78ZM114 237V236H113ZM147 237H148V235H147ZM159 237V236H158ZM196 237V236H195ZM200 237V236H199ZM198 237V238H199ZM218 237V236H217ZM235 237H237V236H235ZM250 237V236H249ZM24 238H27V237H24ZM45 238V237H44ZM73 238L76 240V242L73 240ZM109 238H110V236H109ZM155 238V237H154ZM162 238V237H161ZM205 238V239H204ZM208 238V237H207ZM223 238V237H222ZM244 238V237H243ZM251 238V237H250ZM262 238V239H261ZM6 241H5V240ZM83 239H85V238H83ZM111 239V238H110ZM146 239V238H145ZM157 239V238H156ZM155 239V240H156ZM195 239V238H194ZM235 240H236V238H234ZM246 239V238H245ZM27 240H31L32 241V239H27ZM27 240H25V243H28L27 242ZM46 240V239H45ZM95 240V239H94ZM128 240V239H127ZM137 240V239H136ZM140 240V239H139ZM152 240V239H151ZM158 240H159V238H158ZM199 240V239H198ZM253 240V239H252ZM0 241V242H1ZM19 241V240H18ZM22 241V240H21ZM30 241V242H31ZM37 241V240H36ZM82 241V240H81ZM108 241V240H107ZM110 241V240H109ZM142 241V240H141ZM140 241V242H141ZM165 241V240H164ZM183 241V240H182ZM221 241H223V240H221ZM247 241V240H246ZM256 241V240H255ZM44 242V241H43ZM84 242V241H83ZM89 242V241H88ZM87 241H86V243H88ZM105 242V241H104ZM154 242V241H153ZM197 242V241H196ZM211 242H212V240H211ZM244 242H245V240H244ZM16 243V242H15ZM20 243V242H19ZM23 243H24V240H23V242H22V244L21 245H23ZM32 243V242H31ZM123 243V242H122ZM124 243H125V241H124ZM143 243V242H142ZM150 243V242H149ZM152 243V242H151ZM198 243V242H197ZM213 243V242H212ZM215 243L216 242H214L213 244H214V246H216V245H218V242L216 243V245H215ZM241 243V242H240ZM29 244V243H28ZM38 244V243H37ZM42 244V243H41ZM84 244V243H83ZM118 244V243H117ZM127 244H128V242H127ZM145 244V243H144ZM161 244V243H160ZM209 244V243H208ZM237 244V243H236ZM236 244H235V246H236ZM27 245V244H26ZM30 245V244H29ZM40 245V244H39ZM84 245H86V244H84ZM114 245V246H113ZM113 245H111V246H113L114 247V249H116V251H117V249L119 248H117L116 246L117 245H115L114 243H113ZM131 245V244H130ZM149 245V244H148ZM153 245V244H152ZM185 245V244H184ZM199 245V244H198ZM239 245V244H238ZM13 246V245H12ZM37 246V245H36ZM35 246V247H36ZM156 246V245H155ZM154 246V247H155ZM172 246H173V244H172ZM210 246V245H209ZM209 246H208V248H209ZM219 246H220V244H219ZM17 247V246H16ZM24 247V246H23ZM40 247V246H39ZM86 247H87V245H86ZM85 247V248H86ZM90 247V246H89ZM116 247V248H115ZM148 247V246H147ZM147 247H146V249H147ZM225 247V246H224ZM41 248V247H40ZM39 248V249H40ZM104 248V247H103ZM111 248V247H110ZM142 248H144V247H142ZM162 248V247H161ZM183 249H184V247H182ZM194 248V247H193ZM192 248V249H193ZM208 248H207V250H208ZM214 248V247H213ZM219 248V247H218ZM247 249L246 250H248V247H246ZM255 248V247H254ZM7 249V250H6ZM8 249L9 250H11L10 251V253L9 254H7L6 253V251H8ZM16 249V248H15ZM18 249V248H17ZM21 249V248H20ZM19 249V250H20ZM23 249V248H22ZM25 250H26V248H24ZM36 249V248H35ZM84 249V248H83ZM123 249V248H122ZM185 249H187V247L185 248ZM198 249V248H197ZM258 249H259V247H258ZM2 250V251H1ZM4 250V251H3ZM127 250V249H126ZM173 250V249H172ZM194 250V249H193ZM210 250V249H209ZM212 250V249H211ZM214 251H216V254L218 255L219 253H217L218 251L220 252L221 250H219V249H216L215 250V248L213 249ZM257 250V249H256ZM17 251V250H16ZM33 251H34V249H33ZM63 251H61V254L63 253ZM91 251H93V250H91ZM116 251H114V252H116ZM158 251H160V250H158ZM186 251V250H185ZM195 251H197V250H195ZM244 252H245V250H243ZM5 252V253H4ZM9 252V251H8ZM15 252V251H14ZM22 252H24V251H22ZM27 252V251H26ZM29 252V251H28ZM35 252V251H34ZM63 253V254H65V256H66V253ZM80 252V251H79ZM85 252V251H84ZM130 252V251H129ZM133 252V251H132ZM140 252H142V250L140 251ZM145 252V251H144ZM149 252V251H148ZM255 252V251H254ZM261 252V251H260ZM259 252V253H260ZM17 253V252H16ZM52 253V252H51ZM82 253V252H81ZM81 253H80V255H81ZM117 253V252H116ZM203 253H205V252H203ZM222 253H224L223 251H222ZM19 254V253H18ZM23 254V253H22ZM44 254V253H43ZM73 254H75V253H73ZM77 254H79V253H77ZM111 254V253H110ZM158 254V253H157ZM160 254V253H159ZM195 253H193V255H194ZM198 254V253H197ZM225 255H227L226 253H224ZM235 254H236V252H235ZM235 254L233 255V256H235ZM261 254V253H260ZM26 255V254H25ZM27 255H28V253H27ZM49 255H50V253H49ZM118 255V254H117ZM125 255V254H124ZM132 256H133V254H131ZM137 255V254H136ZM175 255V254H174ZM246 255H247V252H246ZM3 256H5V255H3ZM36 256V255H35ZM61 256V255H60ZM114 256V255H113ZM159 256V255H158ZM199 256H201V255H199ZM203 256V255H202ZM201 256V257H202ZM208 256V255H207ZM243 256H244V254H243ZM257 256V255H256ZM264 256V255H263ZM67 257V256H66ZM65 257V258H66ZM74 257V256H73ZM80 257V256H79ZM119 257H120V255H119ZM205 257V256H204ZM236 257V256H235ZM238 257V256H237ZM242 257V256H241ZM4 258V257H3ZM12 258V257H11ZM16 258H18V257H16ZM26 258V257H25ZM27 258H29V257H27ZM48 258V257H47ZM128 258V257H127ZM185 258V257H184ZM210 258H212V257H210ZM245 258V257H244ZM248 258V257H247ZM49 259V258H48ZM200 259H202V258H200ZM205 259V258H204ZM208 259V258H207ZM225 259V258H224ZM237 259V258H236ZM239 259H241V258H239ZM246 259V258H245ZM264 259V258H263ZM12 260V259H11ZM21 260H23V257H22V259ZM52 260H54V259H52ZM52 260H49V261H52ZM68 260H69V258H68ZM203 260V259H202ZM210 260V259H209ZM232 260H233V258H232ZM234 260H235V258H234ZM250 260V259H249ZM70 261V260H69ZM73 261V260H72ZM75 261V260H74ZM187 261H189V260H187ZM226 261H227V259H226ZM243 261V260H242ZM264 261V260H263ZM24 262V261H23ZM34 262V261H33ZM44 262V261H43ZM186 262V261H185ZM194 263V261H192V259H191V263ZM195 262H197V261H195ZM35 263V262H34ZM39 263V262H38ZM49 263V262H48ZM47 263V264H48ZM182 263V262H181ZM212 263V262H211ZM249 263H251L250 261H249ZM29 264V263H28ZM41 264H42V262H41ZM44 264H46V263H44ZM195 264V263H194ZM213 264V263H212ZM215 264V263H214ZM243 264V263H242Z\"/></svg>", "mask_w": 264, "mask_h": 264}]
</instances>
